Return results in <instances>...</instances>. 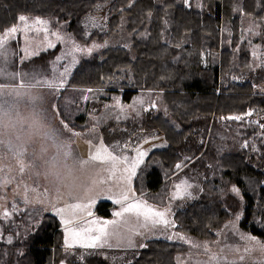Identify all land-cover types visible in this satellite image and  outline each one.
Here are the masks:
<instances>
[{"label":"trees","instance_id":"16d2710c","mask_svg":"<svg viewBox=\"0 0 264 264\" xmlns=\"http://www.w3.org/2000/svg\"><path fill=\"white\" fill-rule=\"evenodd\" d=\"M144 1L145 0H142V2H143L142 3V2H139V0H0V30H3V29L8 28V27H11L15 23H17L18 16H20L22 14H31V15H37V16H40V17H45V18L51 19V23H52L53 26H57L58 23H63L64 24L63 28L66 31L71 32L72 35L74 36V38L80 43L91 44V43L96 42V41L104 43L99 50H97L95 53L92 54L91 57L85 58V59H83L80 62V64L78 66L81 67V68H78V66L76 67V69L78 68L79 70L75 71L76 70L75 69L74 70L75 73L73 71L72 75H74V76H73V78H71L72 81L69 79L70 81L68 82L67 86L65 87L68 90L61 89V94H59L57 96V98H56V104H57V110H58L59 116L72 129H82L81 126L85 125L87 123V121H86L87 120L86 119L87 116L85 114L78 113V116H75L73 118V120H74L73 121L72 118H71L72 115L70 116V113L73 112V114H74V110H71L70 107H68V105H66V107H63V106H65L64 103L66 102L68 92L73 87H75V88L78 87V88H76V89L73 88L72 89L73 90L72 91V95H75L74 91L79 90V89L81 90V88L84 87V86L86 87V88L85 87L84 88L87 89V90L101 88L102 90L103 89L106 90L105 92H107L109 90L111 92L115 91V92H118V93L122 94V98L125 97L123 99H125L126 102H131L133 100V98L136 95H138L140 92H158L159 94H163V98H164V96L166 94H168L167 92L169 90H171L173 92L177 91V93L175 92L176 94H178L180 92L181 95H177L179 97H181V96L183 97V95L186 92V90H187V93L190 90L191 91L190 92L191 97H190L189 94H187V93H185V94L189 95L188 96L189 100L192 97H194V98H192L193 100L195 98H196V100H198V99L202 100V101L199 100L200 102H202V105H201V103H199L200 105H198V106L201 107L202 110L204 109V111L202 113L203 115L197 109L198 107L196 105L198 104L197 103L198 101H196V100H195L196 101L195 105L194 104L191 105L192 103H194V101H192V99L190 101L186 100V101H188L187 103H189V104L191 103L190 105L188 104V106H190L189 108L191 110L189 108H187L188 111L184 109L185 106H183V104L185 105V101H184V103H182L181 101H183V99L184 100L187 99L186 96L184 98H182V100L178 97L180 100L177 99V104L178 103L180 104V102L182 103V104H180V106H179V104L178 105L177 104L176 105H172V107H174V108H175V106H178V107H180L183 110L182 111L180 108L177 107L178 110L179 109L180 110L177 111V110H175L177 108H175L174 109L175 113H174L173 112L174 110H170V109H172V107L170 106L171 107L170 108L169 104H171V103L174 104L176 99L173 98V97H176V96H174V94H170L171 91H169L170 92L169 94L171 96L173 95L172 99H175V101L174 100H172L173 102L168 101V100H171V99H167V97H170L169 94H168L169 96L168 95L165 96V101H168L167 102L168 105H166V107H165L166 112L165 113L164 112L157 113L156 114L157 117L155 115L153 116V117H155V119H157V122L155 121V119H153V117L150 118L151 121H146V122H145V119H142L139 122H136L137 119H134V118L128 119L129 121L126 120L125 127L133 128L134 125L136 126V124H134V123H137V127H141L142 129H150V130L152 129V131L157 129L158 132L162 135V145L160 147H157V148H153L152 147V149L147 154V158H148L147 160L152 162V163L154 162V164L160 170H158L156 168V166H154V165L152 166V164L146 167V165H147L146 164L145 167L134 177L135 186H136V183H138L137 185L139 186V187L136 186V190H137L136 193L137 194H141V195H146L147 200L149 202H151V203L158 204V205H165L166 201H167L168 194H169L168 185H167V184H169L168 180L170 178H172L173 175H175L174 173H176L175 169H174L176 163L179 162V161H182V159H183V154L185 153V149H186V142L189 139H192L194 141V144H195L193 147H194V149L197 148L196 149L197 153L195 152L186 163H189L191 160L192 161L195 160L193 162L202 161L201 167L203 166L202 167L203 170L207 171L208 174L210 172H213V170H214L216 175H219V176L214 178V179L205 180L204 181V185H205V187L207 186L208 189H210V188L212 189L214 187L213 190L216 189L215 187H217V191L215 190V191L212 192V191H210V190H208L206 188L207 191L209 192L208 193L209 196L205 195V197L203 196L201 198L195 199V200L189 202L184 208L178 209V211H176L175 216H174L175 217V221H176V229L178 231H181V232H184V233H187V234H191V235H193V236H195L197 238H200V239H212V238H214L215 235H216V230H218L230 217L229 210L224 206V201L222 199V194L225 193V192H228L230 186L235 184V185L239 186L240 190L242 191L243 197H244V215H243V218L241 220V226L245 230L249 231L250 233H252V234L258 236L259 238H261L262 240H264V182H263L264 181V140H263L262 137H260L258 135V131H259V128H260L258 125H256L255 127H249L248 126V127L243 129L244 131L241 129L242 131L240 130V132H239L240 135H238V137L236 136L235 133H233V134L230 133V131H233L232 130L233 127H234V125H233L234 123L233 122H235V121L232 120V119H229V117L246 115L250 111H252L256 115H261L264 112V94L259 93L255 89V84L252 83L251 81H246V83L250 82V86H251V88H250L249 85L245 83V85L247 86V88H246V87H244L245 86L244 82L243 83L236 82V81H233L231 79V77H229L230 74L240 73V72H242L244 70H248L249 67H250L249 51L245 50L244 48L242 49L241 52H239L237 50V45L241 41V35H242V33H240V31L243 32V27H242L243 24L241 22H242V18L243 17L249 18L250 16L254 17V15H255L254 19H256L258 21L259 20L261 21L260 24L262 26V34H264V9H262V8H264V0L263 1L262 0L261 1L260 0H258V1L255 0V2H254V0H252L254 2V4H255V8H254L255 11L253 10V7H252L253 3H252L251 0H242L243 3H242L241 0H237V2H235L236 0H228V1L225 0V1L228 2L227 3L228 6H226L227 4H225L224 0H220L221 2L219 0H217V1L215 0V1H213V4L209 3L211 0H209V1L208 0L207 1L204 0L205 3H204L203 0H201V1H203V7H199V6L195 5V4L193 6L189 4V6H188V5H186L184 3L183 0L182 1L181 0H179V1L174 0L175 3L172 0H171L172 1L171 3L169 2L170 0H165V2H164V0H151L152 4L149 3V0H147L148 3L147 2H145V3H147L148 5L147 4L144 5L145 4ZM239 1H241L242 5H244V3L245 4L249 3L248 7H247V5H244V7H243ZM244 1H247L248 3L244 2ZM137 2L142 4V5H139V4L137 5V6L140 7V10L137 9L138 10L137 13H140L141 9H143L145 11V12H143V10H142L141 13H140V15L143 14V17L141 16L140 19L138 18L139 21L141 20L140 22L136 21L138 19L136 18L137 16L135 17L136 7L134 5H136ZM166 2H168L169 4L168 3L165 4ZM260 2H262V3H260ZM134 3H136V4H134ZM233 3H236V4L238 3L239 5H241V8H239L240 7L239 5H238L239 7H236V5L234 6ZM229 4H231V5L233 4L231 8H229L231 6ZM260 4H261V6H260ZM165 5H167V6H165ZM179 5H180V7L182 9H183L182 6H184V8H186L185 6H187L186 10L185 9L182 10L179 7ZM132 6H134L135 8L132 7ZM141 6L143 8H141ZM146 6L148 8H146ZM212 6H213V8L211 9ZM154 7H156V9ZM173 7L175 8V11H173V9H174ZM227 7L229 8L228 13L231 10V14H230L231 16H229V14L225 13V11H227V9H228ZM152 8L155 11V14H153L154 12L151 11ZM189 8H191V11H189ZM225 8H227V9L225 10ZM237 8H239L240 10L237 9ZM249 8L250 9L252 8V9L248 10ZM109 9H111V10H109ZM87 10H88L89 13L86 12ZM105 10L106 11L109 10V11L106 12ZM166 10H168L170 12H167ZM200 11L202 12V14H200ZM90 12H92V13H90ZM134 12H135V14H134ZM84 13L87 14V15H84ZM95 13H97V14H95ZM107 13H109V15ZM144 13L146 14V16L144 15ZM158 13H159V15L156 16V14H158ZM161 13H162V16L160 15ZM203 13L207 14V16L204 15ZM247 13H249V14H247ZM88 14L89 15L92 14V15H95V16L91 15L92 17L90 19V17H88V18L86 17V16H88ZM101 14H102V16H101ZM117 14H118V17H115V15L117 16ZM96 15L98 16L97 19H96ZM133 15L136 18L134 22L132 21V19H134ZM140 15L138 14V16H140ZM223 15H226V17L228 16V18H230L229 20H231L232 22L230 23V21L227 20L228 18H226ZM235 15L236 16L240 15L241 17L239 16L237 18H234ZM81 16H82L81 19H83L82 22L85 21V23H83V24H82V22L80 20ZM100 16L102 18L106 16L107 19H105V18L102 19ZM154 16H156V17H154ZM158 16H160V18H161L160 21L157 18ZM212 16H214L216 19L213 18ZM210 17H212V18H210ZM224 17L226 18V20L224 19ZM128 18H129V20H128ZM89 19H90V21H89L90 23L88 21H86V20H89ZM95 19L97 20V22H96ZM155 19H156V22L154 21ZM157 19H158V21H157ZM212 19L215 20L216 22L213 21ZM222 19H224V20H222ZM78 20H79V22H81L82 28L85 26L81 30V32H80L81 27L79 26L80 24H77ZM105 20H108L107 21L108 23ZM112 20L115 21V22H113ZM130 20L132 22H130ZM98 21H100V23ZM217 21H218V23L220 25L217 23ZM224 21H225L226 24L224 23ZM91 22L93 24H91ZM110 22H112L111 25L112 24H115V25H113V28H111L110 33H109L108 32L109 31V27H111V25H109ZM153 22L157 26L156 25L154 26ZM157 22H160L161 25H160V23L157 24ZM237 22H239L240 27L238 28L239 25L236 24V28H234L235 27L234 25ZM98 23L101 26H99ZM102 23L104 24V28L108 27L107 25H109V27L106 28L107 31H106V29H103V24ZM129 23H130L131 26L132 25L135 26V28L133 26L129 27L130 26ZM143 23H144L145 26L143 25ZM227 23H228V25H227ZM86 24L87 25L89 24L90 26L92 25L91 26L92 28H93L94 25H97L98 27H101L107 33H105L102 29L100 30L98 27L97 28L94 27L93 28V30L95 29L94 31L92 30L91 27L88 29L89 25L87 27ZM116 24H117V26H116ZM178 24H180L181 26H176ZM229 24H231V26ZM71 25L73 26L72 28H71ZM202 25L204 27H201ZM75 26H76L77 30L76 29L74 30ZM150 26L152 27V29L150 28ZM224 26H226V30L231 35V37H230L231 42L229 43L230 45L226 44V45H229V46L228 47L227 46L223 47L224 49H228L227 51L224 50L221 47V44H220V41H221V28H223ZM228 26H229V28H228ZM140 27H141V29H140ZM131 28H132V30H130ZM136 28H137V30L140 29L141 31H137ZM170 28L173 29V30H171ZM178 28H180V29H178ZM185 28H186V30H184ZM217 28H218L219 31L217 30ZM86 29H88V30H86ZM96 29H99V32L96 31ZM149 29H150V32H149ZM155 29L157 31H156V33H154L155 35L152 36V34H153L152 31H155ZM238 29H239V35H238V32L236 33V32L233 31V30H238ZM83 30L88 31V33H89L88 34L86 32L88 36H86V33L83 34L84 38L82 37L83 35L80 34V33H84L85 32V31L82 32ZM113 30H115V31H113ZM179 30H182L179 33L181 35V37H179L180 35L177 37L178 33H175V32H179ZM135 31H137L136 34L134 33ZM90 32H91V34H90ZM217 32H218L219 35L217 34ZM103 33H105V34H103ZM157 33H159L160 35H158ZM138 34H139L140 38L138 37ZM185 34H187L186 37L188 36L189 39L185 37ZM233 34H236V37H234ZM104 35H106V36H104ZM159 36H160V38H159ZM239 36H240V38H239ZM78 37H80V38H78ZM81 37L83 39H81ZM85 37L86 38L88 37L89 39L88 38L85 39ZM141 37H144V39L143 38L141 39ZM152 37H153L154 40L152 39ZM172 37H174V39H175V37H177L178 39H180V42L182 40L183 43L181 42L179 44V42L176 41L177 38L175 39V41H176L175 42L174 40H172L173 39ZM146 38L147 39H149V38L152 39L154 41V43L153 42L152 43L149 42V41H152V40L149 39V41H148ZM156 38H158V39L156 40ZM185 39H187L189 41L186 40L184 42L183 40H185ZM146 40L148 42H146ZM206 40H207L208 44L203 42V41H206ZM156 41L159 42V44L158 43L156 44L157 46L155 45ZM196 41H198V43ZM217 41H218V44L216 43ZM144 42H145L146 45H144ZM160 42H161V44H160ZM186 42H189V43L186 44ZM233 42H235V43H233ZM190 43L191 44H193V43L195 44L196 43L197 45L195 44V46L189 47V46H191ZM199 43H201V45H199ZM149 44L151 46H148ZM167 44H168V46H167ZM188 44H190V45L188 46ZM205 44H206V46L203 47V45H205ZM231 44H233V45L231 46ZM134 45H138V46L135 47ZM153 45H154V48H153ZM184 45H186V48H188V49L190 48L189 49V54H191L192 51L194 50V51H196V54L198 56H199V54L201 55L199 57L201 59H197V56L195 55V52H194V55L192 54L190 56L188 54V52H187L188 49H185ZM165 46L167 47V49H166ZM171 46H174V47H171ZM215 46L218 47V48H216ZM120 47L123 48V49H121ZM139 47H140L141 50H139ZM117 48H120L121 51L118 50ZM162 48L165 51H163ZM168 48H170V49H168ZM191 48H192V50H191ZM201 48H204V49H201ZM214 48L216 50H214ZM58 49H59V45L54 50L46 51V53L44 52V54H41L42 57H40L38 55L33 57L32 59L27 61L26 64H31V65L37 64L35 66L39 65L40 67L41 66H45L48 63L49 60H51L52 58H54L57 55ZM124 49H126L125 53H123ZM154 49L156 50V52L152 53L153 51H155ZM212 49L214 51H211ZM142 50L143 51L145 50L144 54H143ZM161 50H162V54H160ZM169 50H170V52H169ZM119 51H120V53H119ZM150 51H152L151 53L155 54L156 57L154 55H152V56L148 55V53H150ZM167 51H168L169 55H168V53H166ZM197 51H198V53H197ZM199 51H202V52L200 53ZM207 51H209V53H211L212 55L209 54V53L207 54ZM223 51H225L226 54ZM122 53H123L124 57H123ZM157 53H159L162 56H159V55L157 56ZM164 53H166V54H164ZM183 53L189 55V57L187 56L188 57L187 58L185 55H183ZM115 54H117V55L114 56ZM224 54H225L226 58L230 56L229 60L225 59ZM241 54L242 55H247V56H242ZM109 55H110V57H109ZM167 55L170 58V59H168L169 61L167 60ZM213 55L215 56V59L213 58ZM117 56H118V58H116ZM141 57H144L143 58L144 61H142ZM148 57H150V58H148ZM157 57L166 58V59L163 60V62H165V63H163V65H160L159 70L157 68H158L159 64L162 63L161 62L162 59L160 60L158 58V60H157ZM242 57H243V59H241ZM136 58L137 59L141 58L140 61H142V62H140L139 60H136ZM190 58H192V61H191ZM216 58H218V59H216ZM246 58H249L248 62L246 61L247 63L245 62V60H247ZM145 59H148L147 62H151V61H149V59L150 60L152 59V64H149L151 72L147 71L149 69V67H147L148 65L146 66L147 62L145 63V61H146ZM181 59H183V60H181ZM195 59H197V61ZM240 59H241V61H240ZM87 60H88V63H91V64L93 63V64L92 65L91 64L88 65V63L85 62ZM154 60L155 61L157 60L156 64L153 63ZM217 60H218V62H217ZM224 60H226V62H224ZM83 61H84V63H83ZM89 61H91V62H89ZM138 61H139V63H142V67H140L138 65ZM211 61H213L214 63L211 62ZM158 62H159V64H158ZM187 62H188V64L194 62V64L192 63L193 65H191V67L193 66L192 69H191V67H187V65H188V64L186 65ZM206 62L208 63V65H205ZM81 63H82L83 66L81 65ZM97 63H100L98 65L100 67L102 66V68L103 67L104 68L103 69H101L100 67L96 68L95 65H97ZM143 63H144V67H143ZM195 63L197 65H201L203 63L202 67H204V69L201 68V66L198 67ZM209 63H210V65H209ZM223 63H225V65ZM242 63H245L246 67L240 68V67H243ZM171 64H173V65H171ZM216 64H217V66L214 67V65H216ZM134 65L137 68L134 67ZM170 65L173 66V68ZM195 65L198 67L197 70L194 68V67H196ZM91 66H93V68H91ZM153 66L156 67V68H154ZM163 66H164V68H163ZM168 66H170L172 68V70ZM206 66H208V67L206 68ZM223 66L225 68H226V66H228L227 69H229V70L225 69ZM222 67L226 71L225 70L224 71L220 70V69H223ZM99 68L101 70H99ZM140 68H142V69H140ZM169 68H170L171 71H169ZM136 69H138V70H136ZM145 69H147V70H145ZM214 69H215V71H214ZM139 70H140V72H139ZM192 70L193 71L195 70V73H197V75ZM142 71H144V72H142ZM165 71H166V75H164ZM168 71L170 72V74H169ZM182 71H183V73H182ZM222 71H223V73H222ZM141 72H142L143 75L140 74ZM148 72H149V74L151 73L152 75H147ZM190 72L194 73V75L192 73H190ZM211 72H212V74H211ZM177 73H178V78H177ZM179 73L181 75H183L184 73H186V74L189 73V75L187 74V76L189 78L186 76V74H184L185 78H188L186 80L187 81L190 80V82H191V83L187 84L189 87L187 85L186 86L184 85V83L187 82V81ZM220 73H222L223 75L220 74ZM168 74H169V76H167ZM160 75H162V76L164 75L163 78ZM171 75L172 76L174 75V77H172ZM214 75H216V76H214ZM152 76L157 78V82H155L153 80L156 85L152 81V79H154ZM158 76H160L159 79H158ZM140 77H142L143 80ZM167 77H169V80H168ZM211 77H212L213 80L210 79ZM225 77H227V78L225 79ZM181 78H183L182 80H184L185 82L180 80ZM228 78H230V80ZM97 80H98V82H99V80L102 81V82H105L106 85H102V82H99L100 86H98ZM148 80H151V81H148ZM208 80H210V82L212 83L210 86L208 85V83H210ZM144 81H146V83ZM175 81L176 82L180 81V82H178V84L174 85ZM201 81H203V83H201ZM206 83H207V86H206ZM169 84H171V86H173V87L170 88ZM179 84L182 85V89H181ZM214 84H216V85H214ZM163 85H164V87H163ZM240 85L241 86L244 85L242 87V88H244V90H241V86ZM161 86L163 88H161ZM167 86H168V88H167ZM176 86H177V88H176ZM204 86H206V87H204ZM228 86L229 87H232V86L234 87L235 86V87L234 88L232 87V89L228 90V88H229ZM238 86H240V87H238ZM116 87H117V90H116ZM208 87H211L212 90H211V88H208ZM223 87H224L225 90H223ZM190 88H192V89H190ZM214 88H215V90H213ZM235 88H236V90H235ZM119 89L122 90V91H120ZM238 89H239V91H238ZM246 89H249L250 91L249 90L247 91ZM131 90L134 91V92L130 93ZM162 90L165 91V92H163ZM123 91L125 92V94H123L124 93ZM136 91H137V93H135ZM196 91H197V93H198V91L201 92V93H198L200 97L197 96L198 94L196 93ZM182 92H184V93H182ZM223 92H224V95L222 94ZM249 92H250V94H252L253 97L248 94ZM126 93H127L128 98H126L127 96H125ZM213 93H215V94H213ZM230 93H232V94H230ZM233 93H235V94H233ZM256 93H258V94H256ZM219 96H221V97H219ZM259 97H261V98H259ZM258 100H261L260 101L261 105L259 104L260 102L259 103L257 102ZM178 101H180V102H178ZM182 107H184V108H182ZM193 108L196 111L193 110ZM201 108H200V110H201ZM85 109H87V108H85ZM31 110L32 109H30V111H28V116H29L28 119L30 120V122L27 123V124L29 126L33 127V128L31 130H29V132L33 131L36 128V123L38 121L37 114L35 112H32ZM189 110L192 111V112L189 113ZM219 110H221V112H219L220 114L218 116L215 113L218 112ZM222 110H223L224 113L226 111V114H224L222 112ZM169 111H171V113L173 112L174 114H176L177 112L178 113H177V115H175V117H173L174 116L173 115L172 118H170L173 113L171 114ZM184 111H185V114H183ZM198 111L200 113H198ZM208 111H210V113ZM179 112H181V113H179ZM195 112H197V113H195ZM192 113H193L195 118L191 117ZM60 114H64V115H60ZM153 114H150V115L152 116ZM179 114H181V115H179ZM67 115H68V117H66V118L62 117V116H67ZM183 115H185L186 118H185V116L183 117V119L180 118ZM187 115H189V116H187ZM214 115H215V117H214ZM33 116H35V119L33 118ZM212 117H214V118L212 119ZM174 118H176L175 119L176 122L173 121ZM187 118H189V120ZM152 119L154 120V123H153ZM177 119H178L179 123H178ZM184 119L188 120L189 122L184 121ZM198 119H200V120H198ZM70 120H72V121H70ZM190 120H192L193 122H190ZM204 121H206L207 123H205ZM128 123L130 124V126H129ZM214 123H217V125H219L220 128L216 126L217 128H219V132H218L217 128H216L217 131L214 129V126H215ZM229 123L231 124V126H229L228 127L229 130H227V124H229ZM180 124H184V125H182V127H181ZM143 125H144V127H143ZM115 126L117 128V125H115ZM188 126H189V128H186ZM222 126H223V128H222ZM204 127L206 128V131H205ZM235 128H236L235 130H237L236 126H235ZM168 129L171 132L172 131H175V132L169 134V130ZM189 129H191L190 130L191 133L188 131ZM212 129L215 130L216 134H215V132ZM246 129L249 132H247ZM182 131H184L185 134H183ZM202 131H204L205 133H203ZM176 132L178 134H180V135L183 134V137H180V135H177ZM218 133H221V134H218ZM175 134L177 135V139L174 137ZM210 134H211V136H210ZM170 135L171 136L174 135V136L172 138H170L171 137ZM219 135H221V136H219ZM198 136H200L203 139V141L200 143V145L197 146L196 143H195V140L192 137H197L198 138ZM232 136H235V138L233 139ZM209 137L211 139H208ZM165 139H166V141H165ZM167 139H169V140H167ZM173 139H174L173 142H176V141L179 142V140L181 142H179V143L176 142L177 144H174V143H172V141L170 142V140H173ZM186 139H187V141H186ZM218 139L221 140V141L219 140L221 143L219 141H218L219 143L216 141ZM252 139H256L257 140L259 150L257 148L256 151H253V149H252L253 140ZM14 140H15V142L17 144L24 143V140L21 137H16ZM214 140H215V143L216 142L218 143V145H219L218 147L216 145H212ZM243 140L248 141V144L250 145V148L249 147L240 148L238 146ZM225 142H227V144H228V147H226L225 149H227L228 152L230 151L229 152L230 154L224 148H223V151L217 150V149H221V146ZM168 143H169L170 146H168ZM209 144H210V146H209ZM206 146H207V148H205ZM170 147L172 149H170ZM168 148H169V150H168ZM174 149H175V151H174ZM237 150H238V152H237ZM239 150H241V151H239ZM6 151H9L10 154L8 152H6ZM224 151H226V152H224ZM231 151H233V152H231ZM234 151L237 152V156H236V153ZM207 152H208V154H207ZM216 152H218V153H216ZM219 153H221V154L219 155ZM178 154H179L180 157L178 156ZM244 154H246V155H244ZM23 155L21 156V155L17 154V156H16V150H10L7 147L5 148V147L0 145V209L3 208L4 206H6L9 202H11L12 200H14L17 197L23 198L28 203L30 202V205H32L37 200H40L42 202L41 194L39 192H36L35 188L31 184V182H30L31 186H30L29 192H28V190H27V188L25 186V183H24V178L22 176L24 174L21 173L20 169L17 166V157L23 159V164L25 163V164L31 165L32 167H35L34 164H35V162L37 160H26V159L23 158ZM155 155L157 157H154ZM159 155L160 156L162 155L160 159H159V157H160ZM165 155H166V157L168 159L165 157ZM174 155H175V157H174ZM218 155L219 156H221V155L223 156V157L221 156L223 161H222V159L219 158ZM229 155H233L234 157H229ZM172 156L175 159L174 160L172 158V160L174 161L173 164H172L171 161L169 162V160L171 159ZM176 156H178L179 158L176 157ZM239 156L240 157L242 156L241 160H240ZM244 156H245V158H244ZM228 157H229L230 160L228 159ZM217 158H218V160H217ZM162 161H164V164L162 163ZM240 161H242V163H246L247 165L244 164L246 166V168L248 166L249 169L251 168L250 170H252V171H253L252 167L257 168L256 169L257 172L253 171L254 173H252L251 171H248L249 169L247 168V170H246L247 172L243 171L244 172V174H243V172L241 170L245 169V167L241 166L242 169L240 168ZM170 163H171V166L168 167L170 165ZM242 163H241V165H243ZM232 164L235 166V168H236V166L239 165L238 168L241 169L240 170L241 172L239 170H237L238 169L237 168L236 169L237 172L234 173L233 171H236V170H235L234 166H232ZM222 165H223V167H222ZM225 165H228V167H226V169L228 168V170H227L228 172H229V170H231L229 173L227 172L228 176H227L226 173H224L226 171V169H224ZM250 165H252V167ZM232 167L234 168V170H233ZM151 168H152V170H151ZM167 168L169 169L168 172H166ZM147 169H148V172L150 171L149 173H151L150 174L151 175L150 176V178H151L150 180L148 178L149 177V173L147 172ZM153 169L155 171H153ZM163 169H165V170L163 171ZM223 170H225V171H223ZM146 172L148 173L147 175H146ZM222 172L224 174H222ZM231 172L233 173V175H232ZM238 172H240V174ZM249 172L252 173V174H249ZM144 173H145L146 176L144 175ZM166 174H167V176H166ZM242 174L245 175V176H243ZM170 175H171V177H170ZM239 175L243 176V178L244 177L245 178L242 179V177H241V179H240ZM143 176H145V177H143ZM160 176L162 178H160ZM232 177H234V178H232ZM235 177H237V178L239 177V180H237V178H235ZM146 178H147V180H146ZM219 178H220V181H219ZM157 179H159L160 181L157 180ZM233 179H235V180H233ZM215 180H217V181H215ZM245 180H246L247 183L250 182V184L248 185L247 183H245ZM144 181L146 183H144ZM206 182H209L210 185L208 183H206ZM146 184L148 186L149 185L150 186L147 187ZM220 184H221V186H219ZM245 184H247V185H245ZM143 186H144V188L145 187L146 188L144 189ZM161 186H163V188H165L164 190L162 189V191L160 189ZM220 187H221V189H220ZM248 187L250 189L247 190ZM142 189H144V190H142ZM150 189L151 190L154 189L153 190V193L155 192L154 197H152L153 193H151ZM158 190L163 195L159 194L160 192ZM149 192L152 194V196L150 195ZM215 192H217V193L219 192V195L216 194ZM144 193H146V194H144ZM210 193H211V195H210ZM212 193L215 194V197H214V194H212ZM210 197H212V198H210ZM213 197H214V199H213ZM218 199H220V202H218L219 201ZM29 200H31V201H29ZM113 205H114L113 202L105 201V202H102L101 204L98 205V209L97 210H99L100 213L103 214L105 217H109L110 218L111 215H112L111 214V208H112ZM235 205H233V206L235 207ZM48 214H50V213H48ZM48 214H46L43 217L42 221L39 223L40 225L44 224L46 229H44V226H43V231L41 229V233L39 232L40 230L37 232V229H35V231L38 233L36 236L34 235V233H36L35 231L28 233L26 236L22 237L21 240L18 243H15V244H17L16 246H15V244L10 245V244H7V243H5V245H4L3 242L0 241V244H1L0 245V249L4 250L3 252L1 251L3 254L2 253H1L2 255L0 254V258L2 257L1 260H0V263L4 262L3 264H27V263L30 262L29 264H32V262H35L34 264H45L46 263L45 259L48 260V258L51 259V260H49L47 262V264H49L50 261H51L50 264H60V262L62 260H66L69 264H96L97 262L100 263V261H101V264H117V263L120 262L119 260H117L116 262L115 261H111L108 258H106L105 256H103L102 249H100V248H84V247H81V246H76V247H74L72 249H69V250L67 249L66 250L65 246H63V244H62L63 230L61 228V225H63V222L58 220L57 216L54 215L53 216L54 218H53V217H51L52 214H50L49 216H48ZM177 216H178L179 220L177 219ZM248 219H250V220H248ZM193 220L194 221L197 220L196 221V223H197L196 225L197 226H194L195 224L194 225H189V223L192 224L191 222H194ZM186 222L188 223V225H186V227H185V224H187ZM199 222L202 223V226H201V223H200V225H198ZM203 222H205L206 224L203 223ZM203 224L205 225L206 228L205 227L203 228ZM247 224H249V225H247ZM39 226H37V227H39ZM186 228H188V229L184 230ZM48 229H50L52 232L50 230L48 231ZM58 231L60 232V234H59V236H56L57 234H55V233H57ZM32 236H35V238L33 239ZM27 237L28 238L31 237L32 238L31 241H30V239L28 240ZM55 237L57 239H58V237H60V238L57 240ZM56 240H57V242H55ZM155 240H157V239H151L150 242H148L145 247L137 250L131 256V258L127 261L126 264H137L139 262H141L140 264H144L146 262H147L146 264H151L153 262L152 260H154V258L157 257L156 254H158L157 253L158 250L156 251L155 254L153 253L155 255V257L153 259L151 257L152 255L151 256L149 255L148 257H146L148 255L147 254V250H148V253H149L151 247H152L151 251L155 250L154 247H158L159 248V246L156 245V244H159L158 241L160 242V240H162L160 242V244L162 243L161 245H163V243H165L164 241H167V240H164V239H160V240L158 239L157 243H155V245H154L153 242H155ZM27 241H30V245L27 243ZM24 242H26L27 244H25ZM170 242H172V243H170ZM55 243H57V244H55ZM175 243H177V242H173V241H169L168 240V245H169L168 247L169 248L166 246L167 250L170 249V251L174 248L171 251L172 258L170 256L171 261L173 260L172 261L173 264H174V262L176 264V261H175L176 255L179 254V253L185 252L187 250V247H186L185 244H181V243L178 242L179 245L181 244L180 248H178L179 245L175 244ZM172 244L173 245L174 244L177 245V249L178 250H176L175 246L172 247L171 246ZM26 245H27V249L30 247V249H29L30 251L26 250ZM56 245L58 246V248H60V250H57L58 248L55 247ZM164 245H166V243ZM148 247H149V249H148ZM163 247L164 246H160V248H161L160 253H161V251L163 249H164V251L166 250V248L165 247L163 248ZM158 248H156V249H158ZM181 248H183V249H181ZM13 249H14V251H13ZM179 249H180V251H179ZM143 250H145V251H143ZM56 251L58 252L57 254L59 256H56ZM141 251L144 253L143 255L141 254L142 253ZM170 251L168 250L166 252L169 253ZM13 253H14V255H13ZM162 253H163V251H162ZM171 253H169V254H171ZM49 254H51V255L48 256ZM149 254H151V253H149ZM159 254H158V256L160 257ZM164 254H165V252H164ZM164 254H162V255H164ZM3 255H4V257H3ZM165 255L167 256L168 254L166 253ZM47 256H48V258H46ZM16 257L19 258V259L17 260ZM145 257L148 258V259H146L147 261L145 260V262H142V261H144L143 259H145ZM149 257H151L150 258L151 262L149 261L150 263L148 262ZM139 258L142 259V260H140ZM162 258H163V256H162ZM164 258H167V257H164ZM2 259H3V261H2ZM53 259L55 260V262H54ZM56 259H57L58 262H56ZM159 259H161V258H158V260L156 261V264H164V260H159ZM95 261H97V262L93 263ZM158 261H160V262L158 263ZM167 262H170V260L168 259ZM172 262H170V263H172Z\"/></svg>","mask_w":264,"mask_h":264},{"label":"rangeland","instance_id":"374dc122","mask_svg":"<svg viewBox=\"0 0 264 264\" xmlns=\"http://www.w3.org/2000/svg\"><path fill=\"white\" fill-rule=\"evenodd\" d=\"M183 1L185 3V0ZM201 3V0H189V3L185 4L188 6L189 4H195L199 7H203V3L202 6ZM22 15L28 17V23L30 25L37 18L47 21L48 32L45 33L43 31V25H36L35 27H30L26 34L18 32L14 37L7 38L5 56L0 57V84H7L10 86L5 96L2 98L8 102L5 107L9 109L10 115L9 117H4L2 124H0V141H2L0 145L10 150H16V156L23 152L24 159L37 160L34 164L35 167L25 163L23 164L24 175L22 176L28 192L32 184L36 192L41 194L42 202L37 200L30 205V202L28 203L23 198L17 197L0 209V241L9 244L8 238L10 237L12 240L10 245L19 242L22 237L35 231L38 224L47 213L57 216L58 220L61 222H63V219L75 220L74 224L69 225V227L73 228L87 227L89 226L87 222L93 219L101 221L118 219L114 213L119 211L122 206L116 204L114 201L119 198L120 190L124 187L123 183L119 181V177L121 175H127L123 173V169L126 165H118L116 176L110 177V173L106 170L109 165H100L96 162H92L89 160V157L95 153L96 149L101 144L107 147L113 154L121 157L127 156L129 160L136 157V152L134 151L136 148L148 154L152 147H160L162 145V135L157 129L153 131L152 129H142L141 127H137V123H134L136 126L134 125L131 130L125 127L124 123H126V119L128 120L131 118L137 119L136 122L142 119H145V122L149 121V119L157 113H165L167 103L163 99V94H159L158 92H140L131 102H126L123 100L122 94L117 92H110V94L106 92V96L108 95V97H106L104 94L101 95V93H97L101 92V90H93L95 91L94 93H88V90L79 89L74 91L75 95H72L73 90L71 89L64 103L65 106H62L66 107V105H68L71 110H75V113L80 109V105L83 106V109L86 107L88 110H83L81 108L82 110L78 111V113L87 111L85 112L87 123L82 126L80 125L82 129L70 128L69 125L61 119L57 110L56 98L61 94V89L54 92L47 87H28L27 85L33 82L34 76L39 79L55 80L61 72H64L65 67H67L69 73L63 77L65 86L62 89H65L73 71L83 58L91 57L104 43L98 41L91 44L80 43L74 38L71 32L63 28V23H58L57 26H53L49 18L31 14ZM250 17L242 18L244 28L241 41L237 45V50L239 52H241L243 48L249 51L250 67L248 70L230 74L229 76L233 81L240 83L251 81L255 84V89L259 93L264 94V34H262V26L258 23V20ZM17 24L23 27L19 21L14 25ZM9 28L10 27L0 30V36ZM224 28L221 29V47L231 42V35L226 29L224 30ZM37 29L40 30L37 31ZM53 33L59 34L63 39L57 40ZM49 41L55 44L54 48H48ZM58 45L59 49L57 55L49 60L45 66L40 67L26 64V62L33 57L55 49ZM93 45H97L98 47H93ZM77 46L84 51H76ZM88 48H92L91 53L86 51ZM58 57L60 59H57ZM74 60L77 62L74 63ZM20 82H23L25 86L22 88L18 87ZM56 82L58 83V80H56ZM13 89H17L20 95L17 96L15 92L12 91ZM7 92H11L12 94L8 95ZM95 93L101 95L99 97L102 98V101L97 94L95 97H92ZM33 97L39 98L35 105L31 100ZM85 97H87V99H85ZM110 97L112 99H110ZM138 99H142L144 103H135ZM117 102H119V106H117ZM103 104L112 105L111 111H109L110 109H106L108 113L105 114L106 112L103 111V113H101L102 116H99L98 113L102 109L105 110L102 106ZM75 105L76 108H74ZM153 105H155V107H153ZM30 109L38 116L36 128L31 132H29V130L33 127L27 124L30 122L28 119V111H30ZM78 113L76 115H78ZM152 113L154 114L151 116L150 114ZM249 113H251V115H240L239 117H242V119H232L235 122H233L234 129L232 132L230 131V133L236 134L237 131L236 136L238 137L241 129L249 125H251L250 127L258 125L260 127L258 135L264 140V112L261 115H256L252 111ZM103 114L105 115L103 116ZM113 114L118 117L112 119L111 117ZM33 118L35 119V116H33ZM120 121H123V123ZM64 125H67V127H64ZM115 125H117L116 129ZM229 126H231L230 123L227 124V130H229ZM235 126L238 129L236 131ZM16 137H21L24 143L17 144L14 140ZM192 138L195 140L197 146L203 141L200 136H198V138ZM232 138L234 139L235 136H232ZM189 140L186 142V149L182 161L177 162L174 168L175 172H178V175L175 174L173 175L175 176L174 178L172 177L170 178L171 180H168L169 184L167 185L169 194L165 205L149 202L146 195L134 197L133 195L136 194L137 191L134 182L135 176L131 179L132 192L130 196H133L134 199L147 201L149 205L157 210H167V219L175 226L170 225L165 227L163 225L152 226L149 224L148 227H143L142 219L140 222H137L134 216H128L126 217L128 222L121 227L119 235L109 239L111 247L105 246L100 248L102 249L103 256L111 261L116 262L119 260L120 262L117 264H126L137 250L147 245L148 240L160 238L186 245L187 250L176 255V264H214V262H210V257L212 255L220 258V264H264V250H261L259 245H255L253 242L241 238L242 236H254L264 244V240L241 226V220L244 215V197L240 188L238 189L239 186L235 184L230 186L228 192L222 194L224 206L229 210L230 217L218 230H216L214 238L200 239L191 234L178 231L175 228L176 221L174 215L178 208H184L189 202L208 194L209 192L204 185V181L219 176L216 175L214 170L209 174L207 171L203 170L201 167L202 161L193 162L195 160H191V164L186 163L196 152V149L193 147L194 141L192 139ZM252 140V149L256 151L258 148L257 140ZM238 146L240 148H250L246 140H243ZM226 147H228L227 142H225L219 150L223 151V148ZM189 149L190 151H188ZM66 151H70L71 155L66 157L64 155ZM6 152L10 154L9 151ZM147 159V155H145L143 163H141L137 169H141L145 162L147 163L146 167L154 163ZM21 160L23 161V159L17 157V166L19 169L21 167ZM81 160H89V163L81 167L79 165V161ZM177 165H180V167L178 168ZM93 180L96 181L95 184H92ZM184 182L190 185V187L187 188V193L184 194L182 198H174L173 194L177 192L176 185L183 184ZM85 187L92 188L89 196L94 198L96 203L91 209H85L83 211L68 208L67 206L70 204L88 203L89 198L84 195ZM233 188L239 190V195L232 191ZM69 192L72 193L71 196ZM188 193H190V195ZM109 196H111L112 199H108ZM105 201L114 203L111 208L112 215L110 218L105 217L97 210L98 205L101 204L100 202ZM233 205H235V207ZM58 208L66 209L63 214V219L61 216L56 215L55 210ZM5 210L12 213L7 219L3 217ZM89 210L92 212V216L86 214ZM61 228L63 230L62 244L65 246L66 250L80 246L76 244L73 247H68L66 245V237L68 234L65 231L64 222ZM193 244L199 245V247H193ZM246 247L251 250L246 252ZM205 249H210V251H206ZM237 249L238 251H236ZM241 256L244 257L243 260L240 259ZM60 264L69 263L66 260H62Z\"/></svg>","mask_w":264,"mask_h":264},{"label":"snow or ice","instance_id":"6c2138e0","mask_svg":"<svg viewBox=\"0 0 264 264\" xmlns=\"http://www.w3.org/2000/svg\"><path fill=\"white\" fill-rule=\"evenodd\" d=\"M185 3L188 4L189 0H185ZM18 21L20 24L23 25V27H20L19 24L11 26L9 29H7L2 36H0V57L5 56V46L7 43L8 37H14L18 32L27 33L28 29L30 27H35L36 25H43V31L45 33L48 32L47 24L48 22L45 20H41L37 18L32 22L30 25L28 23V17L24 15L18 16ZM40 29H37L39 31ZM53 35L56 36L57 40H62L63 37H61L57 33H53ZM55 44H53L51 41L48 42V48H54ZM93 47H98L97 45H93ZM76 51H84L83 49H80L78 46L76 48ZM88 53H91L92 48H88L86 50ZM57 59H60L59 57ZM76 63L77 61H73ZM69 73V69L65 67L64 72H61L59 76L55 78V80L50 79H39L35 76L33 77V82H30L27 86L28 87H47L48 89L52 91H59L65 86V80L63 79L64 76H66ZM15 78V77H13ZM58 80V83L56 82ZM24 83L20 82L18 87L22 88L24 87ZM10 88L7 84H0V124H2L4 117H9L10 111L8 108L5 107V105L8 104L6 100H3L2 98L5 96L6 91ZM12 91L15 92L17 96L20 95V92L17 89H13ZM89 91H91L89 89ZM8 95H11V92H7ZM39 98L33 97L31 98L32 103L35 105L37 100ZM87 99V97H85ZM135 103L137 104H143L144 101L142 99H138ZM117 106H119V102H117ZM155 107V105H153ZM248 115H251V113H248ZM229 119H242V117L236 116V117H229ZM64 127H67V125H64ZM2 143V141H0ZM136 152V157L132 160H129L127 156H117L110 152L107 147L104 145H100L94 154L90 155L89 160L92 162H96L100 165H109V167L106 169L110 173V177H115L116 172L118 170V165L124 164L126 167L123 169V173H126L127 175H121L119 177V181H121L124 185V187L121 188L119 193V198L115 199V203L118 205H121V209L114 213V215L118 218L115 220H98L93 219L91 221H88L87 227H80V228H73L69 227V225H72L75 223V220L73 219H63V214L65 212V208H58L56 209V215L61 216L63 219V222L65 224V231L67 232L66 237V245L68 247H73L76 244H79L81 247L85 248H103L105 246L111 247L109 244V239L112 237H116L119 235L120 229L122 226L127 224V218L128 216H134L137 220V222H140L141 219L143 221L142 226L148 227L149 224L152 226L156 225H163L165 227L168 226H175L174 224H171V222L167 219V210H157L151 205L147 203V201L140 200V199H134L133 196H130V193L132 192L131 188V179L133 176L136 175V169L139 167L141 163H143V158L145 155H147L146 152H142L139 148L134 149ZM22 156L23 153H20ZM64 155L70 156V151H66ZM89 160H81L79 161V165L81 167L87 165L89 163ZM21 167L20 171L23 173L24 166L23 161H20ZM179 168L180 165H177ZM103 182V181H102ZM96 181L93 180L92 184H95ZM190 187V185H187V182H184L183 184L176 185L177 192L173 194L174 198H182L184 194L187 193V188ZM92 188L91 187H85L84 189V195L85 197H88V203H75L70 204L67 207L73 210H85V209H91V207L96 203V200L94 198H91L89 194L91 193ZM232 191L239 195V190L236 188H233ZM190 195V193H188ZM69 195L71 196L72 193L69 192ZM108 199H112L111 196L108 197ZM88 216H92V212L89 210L86 213ZM12 215L11 212L5 210L3 213V217L5 219L9 218ZM139 234V233H137ZM181 239H184L183 237H180ZM244 240H247L249 242H253L255 245H259L261 250H264V244H262L256 237L254 236H242L241 237ZM8 243H12L11 238H8ZM193 247H199V245L193 244ZM206 251H210V249H205ZM250 248H245V251H250ZM238 251V249L236 250ZM241 260L244 259L243 256L240 257ZM210 262H214V264H220V258L212 255L210 257Z\"/></svg>","mask_w":264,"mask_h":264},{"label":"bare ground","instance_id":"6f19581e","mask_svg":"<svg viewBox=\"0 0 264 264\" xmlns=\"http://www.w3.org/2000/svg\"><path fill=\"white\" fill-rule=\"evenodd\" d=\"M172 1L174 2V0H172ZM172 1L170 0L169 2L171 3ZM177 1H179V0H177ZM177 1H176V2H177ZM181 1H182V0H181ZM203 1H204V0H203ZM203 1H202V3H203ZM205 1H207V0H205ZM205 1H204V3H205ZM208 1H209V0H208ZM211 1H212V2H211ZM211 1H210L209 3H212V4H213V1H215V0H211ZM216 1H217V0H216ZM219 1H220V0H219ZM224 1H225V0H224ZM227 1H228V0H227ZM227 1H225V4L228 3ZM241 1H242V0H241ZM241 1H239V2L241 3ZM251 1H252V0H251ZM257 1H258V0H257ZM257 1H256V2H257ZM260 1H261V0H260ZM262 1H263V0H262ZM139 2H142V0H139ZM145 2H147V0H145L144 3H145ZM164 2H165V0H164ZM191 2H192V1H191ZM220 2H221V1H220ZM235 2H237V0H236ZM239 2H238V3H239ZM244 2H247V1H244ZM254 2H255V0H254ZM254 2L252 1V3H253V4H252V7H253V10L255 11V9H254V8H255V4H254ZM142 3H143V2H142ZM147 3H148V2H147ZM147 3H145L144 5H146ZM149 3L152 4V1L149 0ZM167 3H168V2H166L165 4H167ZM174 3H175V2H174ZM177 3H178V2H177ZM202 3H201V6H202ZM223 3H224V2H223ZM229 3H230V2H229ZM238 3H237V4H236V3H233V4H234V6H235V5H236V7H239V6H240L239 8H241V5H242L243 1H242L241 5H239ZM247 3H248V2H247ZM260 3H262V2H260ZM134 4H136V3H134ZM138 4H139V5H142V4L138 3V2H137L136 5H134V6L136 7V11H135V12H136L137 15L135 14V12H134V14H135V17L137 16V17H136L137 19H138V18L140 19L141 16L143 17V14L140 15V13H141V11H142L143 9H141L140 13H137V11L140 10V7L137 6ZM153 4H154V3H153ZM168 4H169V3H168ZM183 4H184V3H183ZM218 4H219V3H218ZM220 4H221V3H220ZM233 4H232V5H233ZM248 4H249V3H248ZM248 4H245V3H244V5H247V7H248ZM147 5H148V4H147ZM154 5H155V4H154ZM229 5H231V4H229ZM232 5H231L229 8H231ZM238 5H239V6H238ZM244 5H242V6L244 7ZM134 6H132V7H134ZM165 6H167V5H165ZM192 6H193V4H192ZM213 6H214V5H213ZM213 6L211 7V9L213 8ZM226 6H228V4H227ZM260 6H261V4H260ZM135 7H134V8H135ZM138 7H139V8H138ZM149 7H150V6H149ZM179 7H180V5H179ZM179 7H178V8H179ZM182 7H183V9L180 7L182 10H184V9L186 10V8H187V6H185L186 8H184V6H182ZM75 8H76V7H75ZM141 8H143V7L141 6ZM146 8H148V7L146 6ZM154 8L156 9V7H154ZM173 8H174V7H173ZM227 8H228V7H227ZM227 8H225V10H226ZM229 8L227 9V11H225V13H226V14H229V16H231V15H230V14H231V10H230V12L228 13ZM239 8H237V9H239ZM117 9H118V8H117ZM130 9H131V8H130ZM137 9H138V10H137ZM150 9H151V8H150ZM181 9H180V10H181ZM192 9H193V8H192ZM204 9H205V8H204ZM217 9H218V8H217ZM251 9H252V8H251ZM251 9L249 8L248 10H251ZM262 9H264V8H262ZM75 10H76V9H75ZM78 10H79V9H78ZM78 10H77V11H78ZM109 10H111V9H109ZM109 10H107V11H109ZM125 10H126V9H125ZM125 10H124V11H125ZM132 10H133V9H132ZM146 10H147V9H146ZM148 10H149V9H148ZM164 10H165V9H164ZM177 10H178V9H177ZM213 10H214V9H213ZM239 10H240V9H239ZM81 11H82V10H81ZM101 11H102V10H101ZM101 11H100V12H101ZM105 11H106V10H105ZM107 11H106V12H107ZM115 11H116V10H115ZM133 11H134V10H133ZM151 11H153L154 13H153V12H152V13L155 14V11L153 10V8H152ZM166 11H167V12H170V11H168V10H166ZM173 11H175V8L173 9ZM189 11H191V8H189ZM197 11H198V10H197ZM202 11H203V10H202ZM204 11H205V10H204ZM217 11H218V10H217ZM73 12H74V11H73ZM86 12L89 13L88 10H87ZM119 12H120V11H119ZM121 12H122V11H121ZM143 12H145V11L143 10ZM157 12H158V11H157ZM90 13H92V12H90ZM98 13H99V12H98ZM102 13H103V12H102ZM104 13H105V12H104ZM110 13H111V12H110ZM131 13H132V12H131ZM162 13H163V12H162ZM162 13L160 14L161 16H162ZM197 13H198V12H197ZM217 13H218V12H217ZM77 14H78V13H77ZM93 14H94V13H93ZM95 14H97V13H95ZM99 14H100V13H99ZM107 14L109 15V13H107ZM138 14H139L140 16H138ZM200 14H202L201 11H200ZM203 14H204V13H203ZM240 14H241V13H240ZM247 14H249V13H247ZM247 14H246V15H247ZM251 14H252V13H251ZM78 15H79V14H78ZM84 15H87V14L84 13ZM91 15H92V14H91ZM91 15L88 14V16H86V17H87V18L90 17V19H91L92 16H95V15H92V16H91ZM120 15H121V14H120ZM144 15L146 16L145 13H144ZM157 15H159V13L156 14V16H157ZM204 15L207 16V14H204ZM101 16H102V14H101ZM101 16H100V17H101ZM106 16H107V15H106ZM106 16L103 17V18L107 19L108 16H107V17H106ZM131 16H132V15H131ZM152 16H153V15H152ZM156 16H154V17H156ZM223 16L226 17V15H223ZM239 16H240V15H239ZM239 16H236V15H235L234 18H237V17H239ZM72 17H73V16H72ZM83 17H84V16H83ZM100 17H99V18H100ZM115 17H118V14H117V16L115 15ZM115 17H114V18H115ZM135 17H134V15H133V18H134V19L131 18L133 22H134L135 19H136ZM212 17L215 18L214 16H212ZM212 17H210V18H212ZM225 17H224V19L226 20V18H228V16H227L226 18H225ZM240 17H241V16H240ZM254 17H255V15H254ZM254 17H252V18H254ZM81 18H82V16L80 17V20H81V22H82L83 19H81ZM87 18H86V19H87ZM93 18H94V17H93ZM97 18H98V16L96 15V19H97ZM101 18H102V17H101ZM103 18H102V19H103ZM108 18H109V17H108ZM114 18H113V19H114ZM152 18H153V17H152ZM152 18H151V19H152ZM157 18L159 19V21L161 20L160 16H158ZM231 18H232V17H231ZM234 18H233V19H234ZM76 19H77V18H76ZM90 19H89V20H86V21L89 22ZM96 19H95V20H96ZM116 19H117V18H116ZM118 19H119V18H118ZM139 19L136 20V21L140 22L141 20L139 21ZM158 19H157V21H158ZM215 19H216V18H215ZM224 19H222V20H224ZM229 19H230V18H228L227 20L230 21V23H231L232 21L229 20ZM238 19H239V18H238ZM259 19H260V18H259ZM93 20H94V19H93ZM99 20H100V19H99ZM128 20H129V18H128ZM152 20H153V19H152ZM152 20H151V21H152ZM212 20H213V19H212ZM76 21H77V20H76ZM91 21H92V20H91ZM105 21L107 22L108 20H105ZM112 21H113V20H112ZM132 21L130 20V22H132ZM154 21L156 22V19H155ZM213 21H215V20H213ZM236 21H237V20H236ZM240 21H241V20H240ZM81 22H79V20H78V23H77V24H80V25H79V26L81 27L80 32H81V30L85 27V26L83 25L84 27L82 28V24L85 23V21L82 22V24H81ZM88 22H87V23H88ZM92 22H93V21H92ZM92 22H91V24H93ZM96 22H97V20H96ZM98 22L100 23V21H98ZM101 22H102V21H101ZM113 22H115V21H113ZM116 22H117V21H116ZM202 22H203V21H202ZM215 22H216V21H215ZM215 22H214V23H215ZM260 22H261V21L259 20L258 23H260ZM89 23H90V22H89ZM99 23H98V24H99ZM104 23H105V22H104ZM107 23H108V22H107ZM107 23H106V24H107ZM111 23H112V22H110L109 25H111ZM153 23H154V22H153ZM158 23H160V22H157V24H158ZM175 23H176V22H175ZM217 23H218V21H217ZM224 23H225V21H224ZM241 23H242V22H241ZM102 24H103V23H102ZM131 24H132V23H131ZM133 24H134V23H133ZM135 24H136V23H135ZM138 24H139V23H138ZM151 24H152V23H151ZM151 24H150V25H151ZM176 24H177V23H176ZM202 24H203V23H202ZM218 24H219V23H218ZM225 24H226V23H225ZM233 24H234V23H233ZM236 24L239 25V22L235 23V25H234L235 27H234V28H236ZM86 25H87V24H86ZM88 25H89V24H88ZM88 25H87V27H88ZM109 25H107V26L109 27ZM113 25H115V24H112L111 27H109V31H108L109 33H110L111 28H113ZM127 25H128V24H127ZM129 25H130V23H129ZM143 25H144V23H143ZM153 25L155 26L156 24L154 23ZM153 25H152V26H153ZM160 25H161V23H160ZM219 25H220V24H219ZM227 25H228V23H227ZM229 25L231 26V24H229ZM91 26H92V25H91ZM91 26L89 25L88 29H89ZM99 26H101V25L99 24ZM116 26H117V24H116ZM132 26H133V25H132ZM132 26L130 25L129 27H132ZM144 26H145V25H144ZM156 26H157V25H156ZM176 26H181V25L178 24V25H176ZM72 27H73V26L71 25V28H72ZM94 27L97 28L98 26H97V25H94L93 28H94ZM105 27H106V26H105ZM108 27H106V28H108ZM125 27H126V26H125ZM133 27L135 28V26H133ZM141 27H142V26H141ZM141 27H140V29H141ZM201 27H204V26L202 25ZM224 27H225V28H224ZM224 27H223V28H224V30H225V29H226V26H224ZM239 27H240V25L238 26V28H239ZM242 27L244 28V26H242ZM91 28H92V27H91ZM93 28H92V30H93ZM98 28H99L100 30L102 29L101 27H98ZM106 28H104V24H103V29H106ZM150 28L152 29L151 26H150ZM153 28H154V27H153ZM173 28H174V27H173ZM228 28H229V26H228ZM75 29H76V26L74 27V30H75ZM88 29H86V30H88ZM99 29H96V31L99 32ZM103 29H102V30H103ZM140 29L137 30V28H136L137 31H141ZM170 29H171V28H170ZM170 29H169V30H170ZM178 29H180V28H178ZM221 29H222V28H221ZM232 29H233V28H232ZM76 30H77V29H76ZM90 30H91V29H90ZM94 30H95V29H94ZM94 30H93V31H94ZM130 30H132V28H131ZM134 30H135V29H134ZM171 30H173V29H171ZM175 30H176V29H175ZM184 30H186V28H185ZM217 30H218V28H217ZM84 31H85V30H83L82 32H84ZM103 31H104V30H103ZM106 31H107V29H106ZM113 31H115V30H113ZM137 31H135L134 33L136 34ZM156 31H157L156 29H155V31H152V33H153L152 36L155 35L154 33H156ZM159 31H160V30H159ZM180 31H182V30H179V32H175V33H178L177 37L180 35V34H179ZM218 31H219V30H218ZM233 31L236 32V33L238 32V35H239V29H238V30H233ZM86 32L88 33V31H85L84 33H80V34L83 35V34H85ZM104 32H105V31H104ZM111 32H112V31H111ZM149 32H150V29H149ZM168 32H169V31H168ZM87 33H86V36H88ZM92 33H93V32H92ZM95 33H96V32H95ZM95 33H94V34H95ZM105 33H107V32H105ZM105 33H103V34H105ZM109 33H108V34H109ZM219 33H220V32H219ZM240 33H242V32L240 31ZM88 34H89V33H88ZM90 34H91V32H90ZM144 34H145V33H144ZM157 34L160 35L159 33H157ZM217 34H218V32H217ZM229 34H230V33H229ZM106 35H107V34H106ZM106 35H104V36H106ZM150 35H151V34H150ZM175 35H176V34H175ZM186 35H187V34H185V37H186ZM218 35H219V34H218ZM233 35H234V37H236V34H233ZM104 36H103V37H104ZM107 36H108V35H107ZM227 36H228V35H227ZM82 37L84 38V35H83ZM82 37H81V39H83ZM92 37H93V36H92ZM138 37H139V34H138ZM149 37H150V36H149ZM154 37H155V36H154ZM177 37H175V39H176ZM179 37H181V35H180ZM182 37H183V36H182ZM217 37H218V36H217ZM217 37H216V38H217ZM225 37H226V36H225ZM237 37H238V36H237ZM78 38H80V37H78ZM87 38H88V37H87ZM87 38L85 37V39H87ZM136 38H137V37H136ZM136 38H135V39H136ZM139 38H140V37H139ZM142 38L144 39V37H141V39H142ZM159 38H160V36H159ZM172 38H173L172 40L175 41L174 37H172ZM186 38H188V36H187ZM218 38H219V37H218ZM239 38H240V36H239ZM88 39H89V38H88ZM135 39H134V40H135ZM146 39H147V38H146ZM149 39H150V38H149ZM149 39H147V40L149 41ZM152 39H153V37H152ZM152 39H150V40H152ZM157 39H158V38H156V40H157ZM177 39H178V38H177ZM177 39H176V41H178L179 44H180V43L182 42V40H181V42H180V39H178V40H177ZM188 39H189V38H188ZM233 39H234V38H233ZM236 39H237V38H236ZM138 40H139V39H138ZM147 40H146V42H148ZM153 40H154V39H153ZM153 40H152V41H149V42H151V43L153 42V43H154ZM159 40H160V39H159ZM159 40H158V41H159ZM186 40H187V39H185V40H183V41L185 42ZM139 41H140V40H139ZM144 41H145V40H144ZM176 41H175V42H176ZM187 41H189V40H187ZM191 41H192V40H191ZM237 41H238V40H237ZM253 41H254V40H253ZM255 41H256V40H255ZM170 42H171V41H170ZM196 42L198 43V41H196ZM203 42H204V43H207V40H206V41H203ZM135 43H136V42H135ZM138 43H139V42H138ZM141 43H142V42H141ZM157 43L159 44V42L156 41L155 45H156ZM182 43H183V42H182ZM187 43H189V42H186V44H187ZM216 43L218 44V41H217ZM222 43H223V42H222ZM233 43H235V42H233ZM160 44H161V42H160ZM176 44H177V43H176ZM184 44H185V43H184ZM190 44H191V43H190ZM190 44H188V46H189ZM195 44H196V43H195ZM195 44L193 43V44H191V46H189V47H193V46H195ZM207 44H208V43H207ZM138 45H139V44H138ZM138 45H134V46L137 47ZM144 45H146L145 42H144ZM170 45H171V44H170ZM196 45H197V44H196ZM199 45H201V43H199ZM221 45H222V44H221ZM229 45H230V44H229ZM229 45H225V46L228 47ZM232 45H233V44H231V46H232ZM234 45H235V44H234ZM247 45H248V44H247ZM148 46H151V45L149 44ZM156 46H157V45H156ZM167 46H168V44H167ZM184 46H185V49H188V48H186V45H184ZM205 46H206V44L203 45V47H205ZM225 46H224V47H225ZM110 47H111V46H110ZM165 47H166V46H165ZM171 47H174V46H171ZM215 47H216V46H215ZM120 48H121V47H120ZM120 48H117V49L120 50ZM153 48H154V45H153ZM216 48H218V47H216ZM222 48H223V46H222ZM229 48H230V47H229ZM121 49H123V48H121ZM156 49H157V48H156ZM166 49H167V47H166ZM168 49H170V48H168ZM189 49H190V48H189ZM189 49H188V51H187L188 54H189ZM201 49H204V48H201ZM223 49H224V48H223ZM52 50H54V49H52ZM125 50H126V49H124V52H123V53H125ZM139 50H141L140 47H139ZM154 50H155V49H154ZM159 50H160V49H159ZM162 50H163V48H162ZM162 50H161L160 54H162ZM191 50H192V48H191ZM214 50H216V49L214 48ZM214 50L212 49L211 51H214ZM224 50L227 51L228 49H224ZM229 50H230V49H229ZM49 51H50V50H49ZM120 51H121V50H120ZM120 51H119V53H120ZM142 51H143V50H142ZM144 51H145V50H144ZM144 51H143V54H144ZM163 51H165V50H163ZM176 51H177V50H176ZM211 51H210V52H211ZM233 51H234V50H233ZM110 52H111V51H110ZM117 52H118V51H117ZM148 52H149V51H148ZM151 52H152V51H150V53H148V55H150V56L154 55V56L156 57L155 54H152V53L156 52V50L153 51L152 53H151ZM169 52H170V50H169ZM185 52H186V51H185ZM194 52H195V55L197 56V59H201V58H199L201 55L199 54V56H198V55L196 54V51H194V50L192 51V53L190 52L191 54H189V55H190V56H191L192 54L194 55ZM199 52L201 53L202 51H199ZM218 52H219V51H218ZM223 52L225 53V51H223ZM235 52H236V51H235ZM45 53H46V52H45ZM119 53H118V54H119ZM123 53H122V55H123ZM145 53H146V52H145ZM166 53H168V51H167ZM166 53H164V54H166ZM197 53H198V51H197ZM208 53H209V51H207V54H208ZM213 53H214V52H213ZM244 53H245V52H244ZM41 54H44V52L41 53ZM96 54H97V53H96ZM103 54H104V53H103ZM146 54H147V53H146ZM160 54L157 53V56H158V55H159V56H162V55H160ZM171 54H172V53H171ZM207 54H206V55H207ZM209 54H211V53H209ZM225 54H226V53H225ZM225 54H224V57H225ZM229 54H230V53H229ZM112 55H113V54H112ZM116 55H117V54H115L114 56H116ZM139 55H140V54H139ZM168 55H169V53H168ZM168 55H167V60L170 59ZM183 55H185L186 57H187V56L189 57V55H187V54H185V53H183ZM211 55H212V54H211ZM241 55H242V54H241ZM39 56L42 57V55H39ZM119 56H120V55H119ZM137 56H138V55H137ZM141 56H142V55H141ZM154 56H153V57H154ZM196 56H195V57H196ZM228 56H229V55H228ZM242 56H247V55H242ZM40 57H39V58H40ZM109 57H110V55H109ZM123 57H124V55H123ZM123 57H122V58H123ZM127 57H128V56H127ZM155 57H154V58H155ZM163 57H164V56H163ZM163 57H162V58L157 57V60H158V58H159L160 60L162 59V61H161L162 63H161V64H159V62H158V64H159V66H158V68H157L158 70H159L160 65H163V63H165V62H163V60L166 59V58H163ZM188 57H187V58H188ZM192 57H193V56H192ZM216 57H217V56H216ZM116 58H118V56H117ZM141 58H142V61H144V60H143L144 57H141ZM141 58H138V59L136 58V60H139V61H140ZM148 58H150V57H148ZM151 58H152V57H151ZM182 58H183V57H182ZM213 58L215 59V56H214V55H213ZM229 58H230V56L227 57V58L225 57V59H228V60H229ZM83 59H84V58H83ZM190 59H191V61H192V58H190ZM197 59H195V60L197 61ZM216 59H218V58H216ZM221 59H222V58H221ZM241 59H243V57H242ZM241 59H240V61H241ZM246 59H247V60H245V62H246V61L248 62L249 58H246ZM91 60H92V59H91ZM145 60H146V61H145V63H146L148 59H145ZM157 60H156V61L154 60L153 63L156 64ZM160 60H159V61H160ZM181 60H183V59H181ZM203 60H204V59H203ZM42 61H43V60H42ZM139 61H138V65H139L140 67H142V63H139ZM142 61H140V62H142ZM149 61H151V62H147V64H146V66L148 65L147 67H149V64H152V59H151V60L149 59ZM168 61H169V60H168ZM184 61H185V60H184ZM188 61H189V60H188ZM240 61H239V62H240ZM85 62L88 63V60L85 61ZM89 62H91V61H89ZM185 62H186V61H185ZM198 62H199V61H198ZM200 62H201V61H200ZM211 62H213V61H211ZM217 62H218V60H217ZM217 62H216V63H217ZM224 62H226V60H224ZM243 62H244V61H243ZM247 62H246V63H247ZM83 63H84V61H83ZM87 63H86V64H87ZM95 63H96V62H95ZM135 63H136V62H135ZM189 63H190V62H189ZM192 63L194 64V62H192ZM192 63L188 64V62H187V63H186V65L188 64L187 67H191V65H193ZM203 63H204V62H203ZM203 63H202V64H203ZM213 63H214V62H213ZM232 63H233V62H232ZM240 63H241V62H240ZM39 64H40V63H39ZM89 64H91V63H88V65H89ZM92 64H93V63H92ZM92 64H91V65H92ZM98 64H100V63H97V65H95L96 68H97V67H100ZM158 64H157V65H158ZM195 64H196V63H195ZM202 64H201V65H197V64H196V65H197L198 67L201 66V68L204 69V67H202V66H203ZM218 64H219V63H218ZM223 64L225 65V63H223ZM35 65H37V64H35ZM81 65H82V63H81ZM103 65H104V64H103ZM171 65H173V64H171ZM171 65H170V66H171ZM189 65H190V66H189ZM196 65H195V66H196ZM205 65H208V63L206 62ZM209 65H210V63H209ZM227 65H228V64H227ZM244 65H245V66H244ZM38 66H39V65H38ZM82 66H83V65H82ZM93 66H94V65H93ZM93 66H91V68H93ZM139 66H138V67H139ZM170 66H168V67H170ZM177 66H178V65H177ZM197 66H196V67H197ZM215 66H217V64L214 65V67H215ZM221 66H222V65H221ZM228 66H229V65H228ZM228 66H226V68H225L224 66H223V67H224L225 69H227ZM240 66H241V65H240ZM242 66H243V67H240V68H244V67H246V64H245V63H242ZM248 66H249V65H248ZM95 67H94V68H95ZM131 67H132V66H131ZM134 67H136V66L134 65ZM143 67H144V63H143ZM153 67H154V66H153ZM168 67H167V68H168ZM171 67L173 68V66H171ZM171 67H170V68H171ZM180 67H181V66H180ZM196 67H194V68L197 70L198 67H197V68H196ZM207 67H208V66H206V68H207ZM223 67H222V68H223ZM78 68H81V67L78 66ZM78 68H77L75 71L79 70ZM100 68L103 69L104 67L102 68V66H101ZM100 68H99V70H101ZM136 68H137V67H136ZM154 68H156V67H154ZM163 68H164V66H163ZM170 68H169V71L172 70V68H171V70H170ZM192 68H193V66L191 67V69H192ZM220 68H221V67H220ZM224 68H223V69H220V70H223V71H224V70H225ZM140 69H142V68H140ZM147 69H148V68H147ZM147 69H145V70H147ZM152 69H153V68H152ZM136 70H138V69H136ZM153 70H154V69H153ZM227 70H229V69H227ZM239 70H240V69H239ZM239 70H238V71H239ZM75 71H74V73H75ZM147 71L151 72V71H150V67H149V69H148ZM154 71H155V70H154ZM169 71H168V72H169ZM173 71H174V70H173ZM192 71H193V70H192ZM205 71H206V70H205ZM214 71H215V69H214ZM223 71H222V73H223ZM225 71H226V70H225ZM139 72H140V70H139ZM142 72H144V71H142ZM142 72H141L140 74H142ZM149 72H148L147 75H152L151 73L149 74ZM158 72H159V71H158ZM193 72L195 73V70H194ZM145 73H146V72H145ZM182 73H183V71H182ZM190 73H192V72H190ZM194 73H192V74L194 75ZM198 73H199V72H198ZM213 73H214V72H213ZM222 73H220V74H222ZM158 74H159V73H158ZM158 74H157V75H158ZM169 74H170V72H169ZM169 74H168L167 76H169ZM179 74H180V73H179ZM184 74H186V73H184ZM184 74H183V75H184ZM187 74L189 75V73H187ZM187 74H186V76H187ZM195 74L197 75V73H195ZM211 74H212V72H211ZM215 74H216V73H215ZM142 75H143V74H142ZM164 75H166V71H165V74H164ZM164 75H163V76H164ZM180 75H181V74H180ZM183 75H181V76L184 77L185 80L189 78L188 76H187L188 78H185V75H184V76H183ZM198 75H199V74H198ZM222 75H223V74H222ZM71 76H72V77H70V78L68 77L70 80H71V78H73L74 75H71ZM160 76L163 78L162 75H160ZM160 76H158V79H159ZM171 76H172V75H171ZM209 76H210V75H209ZM214 76H216V75H214ZM152 77H153V76H152ZM172 77H174V75H173ZM229 77H230V76H229ZM140 78H142V77H140ZM153 78H154V79H152V81L154 80L155 82H157V78H155V77H153ZM167 78H168V80H169V77H167ZM177 78H178V73H177ZM193 78H194V77H193ZM221 78H222V77H221ZM221 78H220V79H221ZM226 78H227V77H225V79H226ZM182 79H183V78H181L180 80H182ZM197 79H198V78H197ZM210 79H212V77H211ZM228 79L230 80V78H228ZM70 80H69V81H70ZM100 80H101V79H100ZM100 80H99V82H102V81H100ZM142 80H143V78H142ZM160 80H161V79H160ZM160 80H159V81H160ZM168 80H167V81H168ZM212 80H213V79H212ZM215 80H216V79H215ZM71 81H72V80H71ZM148 81H151V80H148ZM148 81H147V82H148ZM154 81H153V82H154ZM176 81H177V80H176ZM176 81H175L174 85H175V84H178V82H180V81H178V82H176ZM182 81L185 82L184 80H182ZM186 81H187V80H186ZM208 81L210 82V80H208ZM216 81H217V80H216ZM225 81H226V80H225ZM95 82H96V81H95ZM99 82H98V80H97V84H98V86H100V85H99ZM144 82L146 83V81H144ZM155 82H154V84H155ZM187 82H188V83H187ZM187 82L184 83L185 86H186L187 84L191 83L190 80L187 81ZM214 82H215V81H214ZM221 82H222V81H221ZM230 82H231V81H230ZM230 82H229V83H230ZM103 83H104V84H103ZM148 83H149V82H148ZM201 83H203V81H201ZM207 83H208V82H207ZM207 83H206V86H207ZM215 83H216V82H215ZM245 83H246V82H244V85H245ZM70 84H71V83H70ZM70 84H69V85H70ZM72 84H73V83H72ZM74 84H75V83H74ZM107 84H108V83H107ZM152 84H153V83H152ZM182 84H183V83H182ZM199 84H200V83H199ZM211 84H212L211 82L208 83L209 86H210ZM217 84H218V83H217ZM237 84H238V83H237ZM246 84H248L249 87L251 88V86H250V82H248V83H246ZM81 85H82V84H81ZM94 85H95V84H94ZM102 85H106L105 82H102ZM112 85H113V84H112ZM155 85H156V84H155ZM179 85H180V87H181V89H182V85H181V84H179ZM184 85H183V86H184ZM204 85H205V84H204ZM214 85H216V84H214ZM244 85H243V86H244ZM83 86H84V85H83ZM91 86H92V85H91ZM110 86H111V85H110ZM122 86H123V85H122ZM165 86H166V85H165ZM177 86H178V85H177ZM177 86H176V88H177ZM187 86H188V85H187ZM206 86H204V87H206ZM240 86H241V85H240ZM240 86H238V87H240ZM243 86H241V90H244V88H242ZM72 87H73V86H72ZM80 87H81V86H80ZM84 87H85V86H84ZM84 87H82V88H83L84 90H87V89H85L86 87H85V88H84ZM163 87H164V85H163ZM163 87L161 86V88H163ZM169 87L172 88L173 86H171V84H169ZM178 87H179V86H178ZM180 87H179V88H180ZM188 87H189V86H188ZM190 87H191V86H190ZM228 87H229V86H228ZM232 87H233V86H232ZM232 87H229L228 90H229V89H232ZM234 87H235V86H234ZM234 87H233V88H234ZM244 87L247 88L246 85H245ZM69 88H70V87H69ZM73 88H75V87H73ZM73 88H72V89H73ZM76 88H78V87H76ZM82 88H81V90H83ZM87 88H88V87H87ZM120 88H121V87H120ZM165 88H166V87H165ZM167 88H168V86H167ZM194 88H195V87H194ZM208 88H211V87H208ZM236 88H237V87H236ZM236 88H235V90H236ZM65 89H66V88H65ZM88 89H89V88H88ZM99 89L101 90V92H97V93H99V94L101 93V95L104 94V95L106 96V92H103L101 88H99ZM99 89H98V88H97V89H92V91H89V90H88V93H89V92H93V93H94L95 91H93V90L98 91ZM122 89H123V88H122ZM125 89H126V88H125ZM185 89H186V88H185ZM190 89H192V88H190ZM66 90H68V89H66ZM103 90H104V89H103ZM116 90H117V87H116ZM119 90H120V89H119ZM165 90H166V89H165ZM211 90H212V88H211ZM213 90H215V88H214ZM223 90H225L224 87H223ZM226 90H227V89H226ZM233 90H234V89H233ZM246 90L248 91L249 89H246ZM246 90H245V91H246ZM251 90H252V89H251ZM104 91H106V90H104ZM108 91H109V90H108ZM108 91H107V92H108ZM120 91H122V90H120ZM125 91H126V90H125ZM162 91H163V90H162ZM169 91H171V90H169ZM169 91L167 92L168 94L170 93ZM183 91H184V90H183ZM238 91H239V89H238ZM249 91H250V90H249ZM110 92H111V91H109V93H107V94H110ZM113 92H115V91H113ZM123 92H124V91H123ZM131 92L133 93L134 91L131 90L130 93H131ZM163 92H165V91H163ZM175 92L177 93V91H175ZM175 92L171 91L170 94H174V96H176V97H173V98L176 99V101H175V99H172V96H173V95L171 96V95L169 94L171 98H170V97H167V99H171V100H168V101L173 102L172 100H174V101L176 102V103L174 102V104H173V103L169 104V107H170V106L172 107V105H176V104H177V99L180 98V99L182 100V98H184V97L186 96L187 99H185V100L183 99V101H181V102L184 103V101H185V105L183 104V106H185V108H184V107H182V108H184L185 110H187V108L190 107V106H188L189 103H187V102L190 101L192 98H194V97H192L190 100H189V98H188V96L190 95V92H191V91L189 90L188 93H187V90H186L185 93H187V94H189V95H186L184 92H182V93H184L183 97H182V96H181V97L177 96V95H181L180 92H179L178 94H176ZM192 92H193V91H192ZM212 92H213V91H212ZM212 92H211V93H212ZM97 93H95L92 97H95ZM117 93H118V92H117ZM135 93H137V91H136ZM193 93H194V92H193ZM196 93H197V91H196ZM198 93H201V92L198 91ZM198 93H197V94H198ZM226 93H227V92H226ZM239 93H240V92H239ZM99 94H97L98 97L101 96V95H99ZM123 94H125V92H124ZM168 94H166V95H168ZM213 94H215V93H213ZM222 94L224 95V92H223ZM230 94H232V93H230ZM233 94H235V93H233ZM248 94H249L250 96H252V94H250V92H249ZM256 94H258V93H256ZM262 94H263V93H262ZM164 95H165V94H164ZM166 95H165V96H166ZM169 95H168V96H169ZM194 95H195V94H194ZM225 95H226V94H225ZM114 96H116V95H114ZM125 96H127V93H126ZM132 96H133V95H132ZM165 96H164V98H163L164 100H165ZM195 96H196V95H195ZM197 96H199V94H198ZM102 97H104V96H102ZM106 97H108V95H107ZM178 97H179V98H178ZM190 97H191V95H190ZM199 97H200V96H199ZM219 97H221V96H219ZM252 97H253V96H252ZM104 98H105V97H104ZM123 98H125V97H123ZM126 98H128V96H127ZM129 98H130V97H129ZM259 98H261V97H259ZM96 99H97V98H96ZM99 99H101V101H102V98H101V97H99ZM108 99H109V98H108ZM110 99H112V98L110 97ZM180 99H179V100H180ZM197 99H198V98H197ZM201 99H202V98H201ZM106 100H107V99H106ZM123 100H125V99H123ZM186 100H188V101H186ZM195 100H196V98H195L194 100L192 99V101H194V103H192V104L190 103V104H191V105H193V104L195 105L196 101H198V102H197L198 104H197L196 106L198 107L197 109H198V110L201 112V114H202L203 111H204V109L202 110V108L198 106V105H200L199 103H201V105H202V102H200V101H202V100H200V99H198V100H196V101H195ZM199 100H200V101H199ZM127 101H128V100H127ZM168 101H166V102H168ZM254 101H255V100H254ZM260 101H261V100H258L257 102L259 103ZM166 102H165V103H166ZM170 102H169V103H170ZM178 102H180V101H178ZM181 102H180V104H182ZM96 103H97V102H96ZM178 104H179V103H178ZM178 104H177V105H178ZM180 104H179V106H180ZM190 104H189V105H190ZM259 104L261 105V102H260ZM166 105H168V103H166ZM260 105H259V106H260ZM77 106H79V105H77ZM111 106H112V105H111ZM113 106H114V105H113ZM73 107H74V106H73ZM114 107H115V106H114ZM171 107H170V108H171ZM177 107H178V106H175V108H177ZM194 107H195V106H194ZM74 108H76V105H75ZM79 108H80V109H79L78 111L82 110V109H83V106L80 105ZM81 108H82V109H81ZM85 108H86V107H85ZM85 108H84V109H85ZM106 108H107V110H109L107 106H106ZM106 108H105V110H103V109L101 110V109H100L101 111L98 113V115H99V116H102L101 113H103V111H105L106 113H105V112H104V113L107 114L108 111H106ZM175 108L172 107V109H170V110H174ZM178 108H180V107H178ZM178 108L175 109V110L179 111V110L181 109V108H180V109L178 110ZM200 108H201L202 111L200 110ZM215 108H216V107H215ZM84 109H83V110H84ZM118 109H119V108H118ZM189 109H190V108H189ZM86 110H87V109H86ZM175 110L173 111L174 113H175ZM181 110H182V109H181ZM190 110H191V109H190ZM190 110H189V113L192 112V111H190ZM193 110H195V109L193 108ZM78 111H76V113H75V110H74V114H75V115L73 114V112L70 113V116L72 115V116H71L72 120H73V118H74L73 116H78V115H76V114L78 113ZM109 111H111V109H110ZM182 111H183V110H182ZM182 111H181V112H182ZM187 111H188V110H187ZM195 111H196V110H195ZM199 111H198V113H200ZM85 112H87V111H85ZM85 112H84V113L81 112V113H83V114L86 115ZM169 112L171 113V111H169ZM173 112H172V113H173ZM181 112H179V113H181ZM208 112L210 113V111H208ZM219 112H221V110H219V111L216 112V113L214 112V113H215L216 115L219 116V114H220ZM222 112H223V110H222ZM61 113H62V112H61ZM144 113H145V112H144ZM172 113H171V114H172ZM174 113L171 115L170 118H172L173 115H174L173 117H175V115H177L178 112H177L176 114H174ZM195 113H197V112H195ZM206 113H207V112H206ZM223 113H224V112H223ZM100 114H101V115H100ZM105 114H103V116H104ZM152 114H153V113H152ZM183 114H185V111H184ZM224 114H226V111H225ZM60 115H64V114H60ZM65 115H66V114H65ZM80 115H81V114H80ZM124 115H125V114H124ZM179 115H181V114H179ZM191 115H192L191 117L195 118L194 115H193V113H192ZM202 115H203V114H202ZM206 115H207V114H206ZM125 116H126V115H125ZM147 116H148V115H147ZM155 116L157 117V115H155ZM184 116H185V115H183V116L180 117V118L183 119ZM187 116H189V115H187ZM62 117H65V118H66V117H68V115H67V116H62ZM83 117H84V116H83ZM120 117H121V116H120ZM208 117H209V116H208ZM214 117H215V115H214ZM214 117H212V119H213ZM77 118H78V117H77ZM185 118H186V116H185ZM121 119H122V118H121ZM153 119H155V117H153ZM153 119H152V120H153ZM175 119H176V118H174V120H173V119H172V120L175 121ZM178 119H179V118H178ZM178 119H177V121H178ZM187 119L189 120V118H187ZM215 119H216V118H215ZM68 120H69V119H68ZM72 120H70V121H72ZM179 120H180V119H179ZM188 120H185V119H184V121L189 122ZM198 120H200V119H198ZM73 121H74V120H73ZM128 121H129V120H128ZM149 121H151V119H150ZM155 121L157 122V119H155ZM231 121H232V120H231ZM120 122L123 123V121H120ZM175 122H176V121H175ZM180 122H181V121H180ZM190 122H193V121L190 120ZM204 122L207 123L206 121H204ZM212 122H213V121H212ZM214 122H215V121H214ZM153 123H154V120H153ZM178 123H179V121H178ZM181 123H182V122H181ZM208 123H209V122H208ZM124 124H126V123H124ZM128 124H129V123H128ZM214 124H215V126H214V125H213V126H214V129L216 130V128L219 127V125H217V123H214ZM249 124H250V123H249ZM149 125H150V124H149ZM182 125H184V124H180L181 127H182ZM203 125H204V124H203ZM206 125H207V124H206ZM119 126H120V125H119ZM129 126H130V124H129ZM216 126H217V127H216ZM246 126H247V125H246ZM250 126H251V125H249V127H250ZM115 127H116V126H115ZM143 127H144V125H143ZM192 127H193V126H192ZM186 128H189V126L186 127ZM204 128H205V127H204ZM219 128H220V127H219ZM219 128H217L218 132H219ZM222 128H223V126H222ZM130 129H131V127H130ZM130 129H129V130H130ZM192 129H193V128H192ZM214 129H212V130L215 132ZM225 129H226V128H225ZM233 129H234V128H233ZM233 129H232V130H233ZM248 129H249V128H248ZM131 130H132V129H131ZM131 130H130V131H131ZM168 130H169V129H168ZM190 130H191V129H189L188 131L190 132ZM217 130H216V131H217ZM237 130H238V129H237ZM239 130H240V129H239ZM242 130H243V129H242ZM242 130H241V131H242ZM184 131H185V130H184ZM184 131H182L183 134H185V132H186V131H185V132H184ZM205 131H206V128H205ZM210 131H211V130H210ZM213 131H212V132H213ZM222 131H223V130H222ZM235 131H236V130H235ZM243 131H244V130H243ZM246 131L249 132L247 129H246ZM174 132H175V131H172V132H171V131L169 130V134L174 133ZM177 132H178V131H177ZM177 132H176V134H177V135H180V134H178ZM202 132L205 133L204 131H202ZM223 132H224V131H223ZM231 132H232V131H231ZM179 133H180V132H179ZM190 133H191V132H190ZM195 133H196V132H195ZM206 133H207V132H206ZM241 133H242V132H241ZM167 134H168V133H167ZM176 134H175V136H174V135H172V136L170 135V136H171L170 138H172V137L174 136V137L177 139V135H176ZM183 134L180 135V137H183ZM201 134H202V133H201ZM208 134H209V133H208ZM212 134H213V133H212ZM215 134H216V132H215ZM218 134H221V133H218ZM236 134H237V131H236ZM118 135H119V134H118ZM202 135H203V134H202ZM213 135H214V134H213ZM210 136H211V134H210ZM219 136H221V135H219ZM185 137H186V136H185ZM166 138H167V137H166ZM175 138H174V139H175ZM178 138H179V137H178ZM189 138H190V137H189ZM215 138H216V137H215ZM163 139H164V138H163ZM174 139H173V140H170V142L172 141V143H174V144H177V143L181 142L179 139H178L179 142H178V141H176L177 143H176V142H173ZM208 139H211V138L209 137ZM216 139H217V138H216ZM167 140H169V139H167ZM219 140H220V139H218V140H216V141L218 142ZM165 141H166V139H165ZM186 141H187V139H186ZM207 141H208V140H207ZM209 141H210V140H209ZM220 141H221V140H220ZM220 141H219V142H220ZM189 142H190V140H189ZM217 142L215 143V140H214V142L212 143V145H216V146L218 147V146H219V145H218L219 142H218V143H217ZM220 143H221V142H220ZM260 143H261V142H260ZM191 144H192V143H191ZM210 144H211V143H210ZM210 144H209V146H210ZM194 145H195V144H194ZM168 146H170L169 143H168ZM148 147H149V146H148ZM205 148H207V146H206ZM205 148H204V149H205ZM212 148H213V147H212ZM212 148H211V149H212ZM149 149H150V148H149ZM170 149H172V148L170 147ZM196 149H197V148H196ZM201 149H202V148H201ZM213 149H214V148H213ZM215 149H216V148H215ZM224 149H225V148H224ZM154 150H155V149H154ZM168 150H169V148H168ZM189 150H190V149H189ZM189 150H188V151H189ZM217 150H219V149H217ZM225 150L227 151V149H225ZM229 150H230V149H229ZM231 150H232V149H231ZM171 151H172V150H171ZM174 151H175V149H174ZM198 151H199V150H198ZM219 151H220V150H219ZM226 151H224V152H226ZM239 151H241V150H239ZM227 152H228V151H227ZM229 152H230V151H229ZM229 152H228V153H229ZM231 152H233V151H231ZM234 152H235V151H234ZM237 152H238V150H237ZM237 152H235V153H236V156H237ZM156 153H157V152H156ZM196 153H197V151H196ZM216 153H218V152H216ZM221 153H222V152H221ZM221 153H219V155H220ZM166 154H167V153H166ZM172 154H173V153H172ZM207 154H208V152H207ZM211 154H212V153H211ZM211 154H210V155H211ZM213 154H214V153H213ZM225 154H226V153H225ZM229 154H230V153H229ZM239 154H240V153H239ZM157 155H158V154H157ZM215 155H216V154H215ZM219 155H218V156H219ZM233 155H234V154H233ZM233 155H229V157H234ZM240 155H241V154H240ZM244 155H246V154H244ZM159 156H160V155H159ZM161 156H162V155H161ZM161 156L159 157V159L161 158ZM170 156H171V155H170ZM178 156H179V154H178ZM178 156H176V157H178ZM221 156H222V155H221ZM221 156H219L220 159H222V157H223V156H222V157H221ZM152 157H153V156H152ZM154 157H157V156L155 155ZM163 157H164V156H163ZM165 157H166V155H165ZM165 157H164V158H165ZM174 157H175V155H174ZM179 157H180V156H179ZM179 157H178V158H179ZM213 157H214V156H213ZM213 157H212V158H213ZM229 157H228V159H229ZM239 157H240V156H239ZM241 157H242V156H241ZM241 157H240V160H241ZM252 157H253V156H252ZM164 158H163V159H164ZM166 158H167V157H166ZM172 158H173V156L171 157V159L169 160V162L171 161L172 164H173L174 161L172 160ZM236 158H237V157H236ZM244 158H245V156H244ZM167 159H168V158H167ZM173 159H174V158H173ZM226 159H227V158H226ZM237 159H238V158H237ZM253 159H254V158H253ZM156 160H157V159H156ZM174 160H175V159H174ZM217 160H218V158H217ZM217 160H216V161H217ZM229 160H230V159H229ZM222 161H223V159H222ZM222 161H221V162H222ZM235 161H236V160H235ZM165 162H166V161H165ZM243 162H244V161H243ZM156 163H157V162H156ZM159 163H160V162H159ZM159 163H158V164H159ZM162 163L164 164V161H162ZM167 163H168V162H167ZM189 163L191 164V161H190ZM192 163H193V162H192ZM241 163H242V161H240V168L242 169L241 166H244L245 169H242V170L239 169V168H238L239 165L236 166V168H235V166L233 165L234 163L232 164V166H234L235 170L238 168L237 170H239V171L241 170L242 172H243V171H246L247 168L249 169L248 166H247V168H246V166L244 165V164H246V163H242L243 165H241ZM146 164H147V163H146ZM216 164H217V163H216ZM153 165L156 166L154 163L152 164V166H153ZM193 165H194V163H193ZM228 165H229V164H228ZM228 165H225V168H224V169H226V167H228ZM246 165H247V164H246ZM170 166H171V163H170V165H169L168 167H170ZM185 166H186V165H185ZM185 166H184V167H185ZM187 166H188V164H187ZM187 166H186V167H187ZM194 166H195V165H194ZM250 166L252 167V165H250ZM202 167H203V166H202ZM222 167H223V165H222ZM244 167H243V168H244ZM156 168H157V166H156ZM181 168H182V166H181ZM232 168H233V167H232ZM232 168H231V169H232ZM234 168H233V170H234ZM252 168H253V171L257 172V171H256L257 168H255V167H252ZM157 169H158V168H157ZM157 169H156V170H157ZM250 169H251V168H250ZM250 169H249L248 171H251L252 173H254V172H253L252 170H250ZM151 170H152V168H151ZM158 170H160V169H158ZM158 170H157V171H158ZM164 170H165V169H163V171H164ZM168 170H169V169L167 168V171H166V172H168ZM170 170H171V169H170ZM179 170H180V169H179ZM181 170H183V169H181ZM219 170H220V169H219ZM227 170H228V168L226 169V171L223 170V171H225L224 173L227 174V172H228ZM233 170H232V171H233ZM237 170H236V171H233V172L236 173ZM153 171H155V170L153 169ZM230 171H231V170H229V172H230ZM241 171H240V172H241ZM147 172H148V169H147ZM147 172H146V175H147L150 171H149L148 173H147ZM151 172H152V171H151ZM159 172H160V171H159ZM169 172H170V171H169ZM229 172H228V173H229ZM240 172H238V173L240 174ZM246 172H247V171H246ZM262 172H263V171H262ZM155 173H156V172H155ZM179 173H180V172H179ZM224 173L222 172V174H224ZM231 173H232V172H231ZM231 173H230V174H231ZM252 173L249 172V174H252ZM150 174H151V173H149V177H148L149 180L151 179V178H150V176H151ZM174 174H177V175H178V172H177V173H174ZM219 174H220V173H219ZM243 174H244V172H243ZM243 174H242V175H243ZM246 174H247V173H246ZM144 175H145V173H144ZM146 175H145V176H146ZM168 175H169V174H168ZM177 175H176V176H177ZM232 175H233V173H232ZM247 175H248V174H247ZM145 176H143V177H145ZM166 176H167V174H166ZM166 176H165V177H166ZM222 176H223V175H222ZM227 176H228V174H227ZM239 176H240V175H239ZM243 176H245V175H243ZM243 176H240V179H241V177H242V179H244L245 177L243 178ZM163 177H164V176H163ZM170 177H171V175H170ZM174 177H175V176H173V178H174ZM177 177H178V176H177ZM154 178H155V177H154ZM158 178H159V177H158ZM160 178H162V177L160 176ZM167 178H168V177H167ZM167 178H166V179H167ZM232 178H234V177H232ZM235 178H237V177H235ZM226 179H227V178H226ZM146 180H147V178H146ZM149 180H148V181H149ZM153 180H154V179H153ZM157 180H159V179H157ZM230 180H231V179H230ZM233 180H235V179H233ZM237 180H239V177L237 178ZM136 181H137V180H136ZM159 181H160V180H159ZM159 181H158V182H159ZM215 181H217V180H215ZM219 181H220V178H219ZM219 181H218V182H219ZM231 181H232V180H231ZM263 182H264V181H263ZM144 183H146V182L144 181ZM167 183H168V182H167ZM206 183L209 184V182H206ZM221 183H222V182H221ZM238 183H239V182H238ZM245 183H247L246 180H245ZM137 184H138V183H136V186H138ZM156 184H157V183H156ZM218 184H219V183H218ZM243 184H244V183H243ZM247 184L249 185L250 182H248ZM247 184H245V185H247ZM146 185H147V184H146ZM146 185H145V186H146ZM209 185H210V184H209ZM149 186H150V185H149ZM149 186L147 185V187H149ZM211 186H212V185H211ZM215 186H216V185H215ZM219 186H221V184H220ZM225 186H226V185H225ZM227 186H228V185H227ZM234 186H235V185H234ZM138 187H139V186H138ZM164 187H165V186H164ZM235 187H237V186H235ZM249 187H250V186H249ZM249 187L247 188V190L250 189ZM143 188H144V186H143ZM145 188H146V187H145ZM145 188H144V189H145ZM206 188H207V186H206ZM209 188H210V187H209ZM213 188H214V187H213ZM213 188H212V189H211V188H210V189L207 188V189L210 190V191H212V192L215 191V190L217 191V187H215L216 189H214V190H213ZM218 188H219V187H218ZM243 188H244V187H243ZM144 189H142V190H144ZM154 189H155V188H154ZM154 189H153V190H154ZM160 189H161V191H162V189L164 190L165 188H163V186H161ZM160 189H159V190H160ZM220 189H221V187H220ZM222 189H223V188H222ZM238 189H239V187H238ZM244 189H245V188H244ZM150 190H151V189H150ZM153 190H151V193H153ZM159 190H158V191H159ZM244 191H245V190H244ZM144 192H145V191H144ZM159 192H160V191H159ZM149 193H150V192H149ZM151 193H150V195L152 196ZM215 193L219 195V192H218V193L215 192ZM144 194H146V193H144ZM159 194H162V193L160 192ZM212 194H214V193H212ZM150 195H149V196H150ZM154 195H155V192L153 193V196H152V197H154ZM162 195H163V194H162ZM162 195H161V196H162ZM207 195H208V194H206V196H207ZM210 195H211V193H210ZM159 196H160V195H159ZM208 196H209V195H208ZM152 197H151V198H152ZM162 197H163V196H162ZM202 197H203V196H202ZM204 197H205V195H204ZM214 197H215V194H214ZM214 197H213V199H214ZM155 198H156V197H155ZM207 198H208V197H207ZM210 198H212V197H210ZM202 199H203V198H202ZM204 199H205V198H204ZM218 200H219L218 202H220V199H218ZM216 201H217V200H216ZM100 203H102V202H100ZM113 204H114V203H113ZM100 207H101V206H100ZM107 208H108V207H107ZM105 209H106V208H105ZM108 209H109V208H108ZM178 209H179V208H178ZM177 211H178V210H177ZM179 213H180V212H179ZM44 214H45V212H44ZM47 214H48V213H47ZM49 215H50V214H48V216H49ZM53 216H54V215L52 214L51 217H53ZM174 216H175V215H174ZM29 217H30V216H29ZM53 218H54V217H53ZM177 219H178V216H177ZM178 220H179V219H178ZM248 220H250V219H248ZM193 221H194V220H193ZM196 221H197V220L194 221L195 223H194V222H191L192 224L189 223V225H194V224H195L194 226H197V225H196V224H197ZM251 222H252V221H251ZM181 223H182V222H181ZM186 223H187V222H186ZM200 223H201V222H199L198 225H200ZM203 223H205V222H203ZM246 223H247V222H246ZM252 223H253V222H252ZM205 224H206V223H205ZM39 225H40V224H39ZM39 225H38V226H39ZM52 225H53V224H52ZM183 225H184V224H183ZM186 225H188V223L185 224V227H186ZM247 225H249V224H247ZM43 226H44V224H43V225H40L39 227H37V228H36V229H37V232L40 230L39 232L41 233V229H42V231H43ZM55 226H56V225H55ZM201 226H202V223H201ZM51 227H52V226H51ZM51 227H50V228H51ZM53 227H54V226H53ZM179 227H180V226H179ZM204 227H205V225L203 224V228H204ZM251 227H252V226H251ZM56 228H57V227H56ZM175 228H176V227H175ZM188 228H189V227H188ZM188 228H186V229H184V230H187ZM205 228H206V227H205ZM252 228H253V227H252ZM44 229H46L45 226H44ZM51 229H52V228H51ZM58 229H59V228H58ZM181 229H182V228H181ZM49 230H50V229H48V231H49ZM52 230H53V229H52ZM59 230H60V229H59ZM50 231H51V230H50ZM188 231H189V230H188ZM35 232H36V231H35ZM37 232L34 233L35 236L38 234ZM51 232H52V231H51ZM54 233H55V232H54ZM55 234H57L56 236H59L60 232L58 231V232L55 233ZM35 236H32V238L34 239ZM32 238H31V237H29V238L27 237V239H28V240L30 239V241H31ZM55 238H56V237H55ZM59 238H60V237H58V239H59ZM56 239H57V238H56ZM58 239H57V240H58ZM154 239H155V238H154ZM57 240H56L55 242H57ZM147 240H148V239H147ZM157 240H158V239H157ZM157 240H155V242H153L154 245H155V243H157ZM159 240H160V238H159ZM164 240H165V239H164ZM30 241H27V243H28L29 245H30ZM59 241H60V240H59ZM153 241H154V240H153ZM161 241H162V240H160V242H161ZM32 242H33V241H32ZM147 242H150V240H148ZM160 242L158 241L159 244H160ZM164 242L166 243V245H164L165 243H163V245H161L162 243H161L160 245H159V244H156V245L159 246V248H158V247H154V246L152 245V246L155 248V250H153V251H151V250H152V247L149 245V246L151 247V249H150L151 252L149 251V253H151V254H149V253H148V250H147V254H148V255L145 253V254L147 255V256H146V255H145V256L148 257L149 255H150V256L152 255L151 257H152V259H153V258L155 257L154 254L156 253L157 250H158L157 253H158V254L160 253V250H161L160 246H164V247L166 248V250L164 251V249H163V250H162L163 253H162V251H161V253L159 254L160 257L158 256V254H156V256H157L158 258H161V259H159V260H164V264H168V263H169V264H173V262H172L173 260L171 261V258H172V256H171V255H172L171 251H172L174 248H173V249L171 248V249H172L171 251H170V249H168V250L170 251L169 253H171V254H169L168 252H166V251H168V250H167V247L169 246V245H168V240H167V241H164ZM17 243H18V242H17ZM24 243L27 244L26 242H24ZM153 243H152V244H153ZM170 243H172V242H170ZM3 244L5 245V243H3ZM25 244H24V245H25ZM55 244H57V243H55ZM150 244H151V243H150ZM175 244H178V242L175 243ZM175 244H174V245L172 244L171 246H172V247L175 246V247H176V250H178V249H177V245H175ZM0 245H1V244H0ZM16 245H17V244H15V246H16ZM31 245H32V244H31ZM178 245H179V244H178ZM166 246H167V247H166ZM171 246H170V247H171ZM180 246H181V244L179 245L178 248H180ZM18 247H19V246H18ZM28 247H29V246H28ZM55 247L58 248L57 245H56ZM164 247H163V248H164ZM1 248H2V247H1ZM50 248H51V247H50ZM156 248H158V249H156ZM168 248H169V247H168ZM29 249H30V247L27 249V245H26V250H27V251H30ZM148 249H149V247H148ZM181 249H183V248H181ZM57 250H60V248H58ZM1 251L3 252L4 250H3V249H2V250L0 249V254L2 253ZM5 251H6V250H5ZM13 251H14V249H13ZM143 251H145V250H143ZM179 251H180V249H179ZM181 251H182V250H181ZM141 252H142V251H141ZM164 252H165V254L167 253L168 255L166 256V255L164 254ZM26 253H27V252H26ZM57 253H58V252L56 251V256H59ZM153 253H154V254H153ZM2 254H3V253H2ZM2 254H1V255H2ZM24 254H25V253H24ZM141 254L143 255L144 253L142 252ZM162 254H164L165 256L162 255ZM13 255H14V253H13ZM50 255H51V254H49L48 256H50ZM142 255H141V256H142ZM161 255L163 256V258H162ZM11 256H12V255H11ZM20 256H21V255H20ZM23 256H24V255H23ZM23 256H22V257H23ZM48 256H47L46 258H48ZM170 256H171V258H170ZM3 257H4V255H3ZM146 257H145V259H143L144 261H142V262H145V260L148 259V258H146ZM151 257H149L148 262H149V261L151 262V259H150ZM157 257H155L154 260H155ZM164 257H167V258H164ZM1 258H2V257H1ZM1 258H0V260H1ZM20 258H21V257H20ZM50 258H51V257H50ZM53 258H54V257H53ZM56 258H57V257H56ZM96 258H97V257H96ZM140 258H141V257H140ZM140 258H139V259H140ZM158 258H157L155 261L152 260L153 262H152L151 264H153V263L156 264V261L158 260ZM16 259L18 260L19 258L16 257ZM168 259H169L170 262H172V263L167 262ZM49 260H51V259H49V258H48V260L45 259V262H46L45 264H47V262H48ZM53 260H54V259H53ZM140 260H142V259H140ZM2 261H3V259H2ZM137 261H138V260H137ZM146 261H147V260H146ZM54 262H55V260H54ZM56 262H58L57 259H56ZM96 262H97V261H95V262H93V263H96ZM150 262H149V263H150ZM159 262H160V261H158V263H159ZM162 262H163V261H162ZM165 262H166V263H165ZM3 263H4V262H3ZM3 263H0V264H3ZM29 263H30V262H29ZM29 263H27V264H29ZM34 263H35V262H32V264H34ZM50 263H51V261L49 262V264H50ZM98 263H99V262H97L96 264H98ZM140 263H141V262H139V263H137V264H140ZM146 263H147V262H146ZM146 263H144V264H146ZM99 264H101V261H100ZM174 264H175V262H174Z\"/></svg>","mask_w":264,"mask_h":264},{"label":"crops","instance_id":"0c3cea01","mask_svg":"<svg viewBox=\"0 0 264 264\" xmlns=\"http://www.w3.org/2000/svg\"><path fill=\"white\" fill-rule=\"evenodd\" d=\"M103 107H104V109L106 108V106L108 107V109H111V105H109V104H107V105H105V104H103L102 105ZM101 106V107H102ZM107 109V108H106ZM118 116H115V114H113V116L111 117L112 119H114V118H117ZM127 120V119H126ZM115 129H116V127H115ZM133 158H131V160H132ZM145 165H146V162H145V164L142 166V168L141 169H136V175L145 167ZM135 175V176H136ZM141 194H135V195H133L134 197H139Z\"/></svg>","mask_w":264,"mask_h":264}]
</instances>
